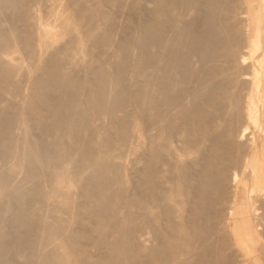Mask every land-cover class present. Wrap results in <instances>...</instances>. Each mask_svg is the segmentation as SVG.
<instances>
[{"label": "rangeland", "instance_id": "rangeland-1", "mask_svg": "<svg viewBox=\"0 0 264 264\" xmlns=\"http://www.w3.org/2000/svg\"><path fill=\"white\" fill-rule=\"evenodd\" d=\"M7 1V2H5ZM11 1V2H10ZM0 0V33H4L6 34V37L9 38L10 40L12 41H15L16 42V46L14 47L16 51H12V48H9L7 49L6 51H2L0 49V57L3 58V59H15L14 62L17 60H19L18 64H19V68L17 69V71L15 73H12L8 79L3 80V82H5L6 86L4 85V83L2 82V80H0L1 82L0 83H3L0 84V101H3V102H0V115H5L6 116H11V117H15L16 118V122L14 124H12L11 126V134L13 136H9L11 141H13L12 143L15 144L17 142V138H18V141L19 140H23V137L27 140H29L31 142V144L33 146H35V149L37 150L38 154H40V158H36L34 159V166H33V170L31 168H29L27 166V161H26V156L24 155L23 157V153H21V159H20V162H13L12 161V158H11V161H10V154L8 156H6L5 158H1L0 157V165L2 166L3 165V168L6 167L5 169L7 168H10V166L12 167L11 170L12 171V177L10 178V186H7L6 189L8 190L6 193V189L4 190L3 193H0V258L1 256L2 259L9 263V264H22V262H24L25 260V257H24V248L21 244V235L25 232L24 230L26 229L24 225H22L21 223L18 222V217L21 216V215H24V216H27V217H31L32 219L35 218V220H37L35 223H34V230H35V234L37 235H41L42 232H43V228L47 225H51V224H61L62 223V227H68V229L66 228V231L67 233H72L71 230H73V232H77V233H84L85 235L82 236L79 240H78V243L80 244L81 246V250H82V256L80 255H68V257L66 258L67 260H70L71 261V264H85L87 261L86 264H105L107 260V258L112 255V253L115 255L116 251L114 250V252H112V247L111 245H113L117 240H118V236L116 235V229L114 228L113 224V221L112 222H109L107 223L108 219L110 218H107L105 221H106V224L103 225V223H100L99 222V219L98 217L96 216L95 214V211L97 210V206H99V199H98V195H99V187H97L99 184L101 185H105V184H108L109 183V193H111V195L113 196L112 198V201L111 203L114 205V207H112L113 210H111V212L113 213H117L115 216L119 219H123L125 217V215H127L128 213L132 212L133 214V218L135 219V223H133L134 225V231L132 233V237L134 238H131L132 242H133V245L135 247V249H141V250H144V251H147V253L144 251H142V255H139L138 257V260L141 262H143L144 264H151V262L149 263V260H150V256H149V251L147 250V248L149 249L150 247H153L154 245L156 246L157 245V239H155V234L154 233H151V232H154V228H158L159 224H161L162 226H159V227H163L164 226V222L166 221V215H164V213H162V210H161V206L165 205L166 203L168 204L169 203V195H170V192L172 191V187L173 185L175 184V180H176V177L178 176L177 174L181 171H182V168L185 169L187 168V170L194 176H191V180L192 182L194 183V185H196L195 183H197V181L195 180L196 178L195 177V173H198L199 170H202L201 168L199 167H202V164L203 162H205V158L208 156L207 153L210 152V147L213 146V143H212V140H210L211 138H214V136L216 134H220L219 132V128L221 127V123L222 122V116L224 114V110L225 108L222 109L219 108V106H208L207 109L208 111L212 110L211 112H209V115L207 118V121L208 122H211V126H214L216 124V131L214 130V128L212 127L211 131L214 133L212 135V132H208L207 133V139H204V141H199L198 144H192L193 143V140L195 137H193L189 132H190V126L189 124L185 121V119L182 116V113L181 111L182 110H178L179 109V105L177 104V106H175V108L173 109L174 111H168L165 112L164 110H162L161 112V116L160 119L158 120L157 122V125L156 123H150L148 122L147 124V130L149 128H151L150 130L146 131V134H147V143L150 142V140L152 139L153 135L157 137L158 139V145H159V149H160V158H159V162L157 163V170H158V180H157V184L155 186L156 190L158 191H155V194H156V198H157V201L158 202H161V204L159 203V207L158 206H152L149 202V199L148 197L150 195L149 192L146 191L145 187H144V184H143V179H142V171L143 170V167L145 165V161H147V158H148V154L146 153V151H142L141 147H140V133H141V127H140V120H139V115H138V112L140 110V105L139 104V101L137 100L136 98V95L139 94V92L141 91L140 88L142 89L146 84V88L150 89V91L148 90V92H152V96L154 98L157 99H160L159 97V93L158 91H156L152 85V81L151 79H157L156 82H159L161 81L160 78H162V71H161V68H153L152 66H150L149 62L143 60L140 54V51H139V47H138V39H139V31L138 30V24L139 22L141 21V19L143 17H145V19H147V21H155V14L153 13V6L160 0H147V4L145 2V0H84L86 2H84L83 0H77L78 4L82 6H85V3L87 6H89L90 8L92 9H97L99 14L97 16H92L91 18L89 17H86L83 19L80 20L79 24H76L74 25L75 26V29L76 31L78 32H81L80 34H85L87 33L88 37H86L87 35L85 34L84 37H86L84 40V37H83V40L82 42L78 39L79 36H77V32L76 34H71L70 32H68L67 30V25L68 24V21L66 22V17H67V14L68 12H70L69 10L71 9H74V6L72 3L69 4V2L67 0H63L65 2H63L61 0V2L67 3V7L64 6V11L62 13H59L58 15V18L56 17L55 14V7L53 5H55L59 0H37V2L35 3V5L33 6V3L36 1H32L33 3H31L30 0H24L25 1V4H24V1L21 0ZM23 1V2H22ZM30 1V3H29ZM46 1V2H45ZM83 1V2H81ZM88 1V2H87ZM105 1V2H104ZM142 1V2H141ZM152 4H151V2ZM155 1V2H153ZM223 1V0H222ZM14 2V3H13ZM22 2V3H21ZM60 2V1H59ZM109 2V3H108ZM130 2V3H129ZM149 2V3H148ZM225 4H224V8L223 10H225V14H223V17L224 15L226 16V18L224 20V22H227L225 23L226 24V27L228 28H225L223 27L222 29L220 28V30H217L218 33H220L221 35H218V38L220 40V37L222 38L223 36V39H227V36L225 34H228V36L230 37L229 35V31L230 34L232 35V37L234 38V41H232L231 43L234 42V44H237L238 46H241L240 47H236L237 49H239L240 51L239 54H241L242 52L243 53H246L245 51V48L243 46V41H244V38H245V26H247L246 24L248 22L251 21L252 23V27H256V30L259 29V26L263 27L264 29V16H262V12H261V3L259 0H224ZM17 3V4H16ZM37 3L39 5V7L37 6ZM88 3V4H87ZM105 5H104V4ZM154 3V4H153ZM22 4H23V7H22ZM30 4V5H29ZM50 4V5H49ZM53 4V5H52ZM84 4V5H83ZM97 4V5H96ZM103 4V5H102ZM115 4V5H114ZM4 5V6H3ZM8 5V6H7ZM43 5H45L43 7ZM73 7L70 9L69 6ZM109 5V6H108ZM145 5V6H144ZM225 5H229L228 7L225 6ZM233 7H232V6ZM7 6V7H6ZM11 6V8H10ZM13 6V7H12ZM20 6V7H19ZM25 6V7H24ZM37 6V7H35ZM42 6V8H41ZM100 6V7H99ZM112 6V8H111ZM134 6V7H133ZM144 6V7H143ZM149 6V7H148ZM152 6V7H151ZM178 7V10L176 8V13H182V15L179 17L178 16V13H177V20H179V24H177L176 26L174 25V27H170L168 28L167 30V35L168 37L171 38H174V35L175 33L177 32L176 30L180 29L181 26H183L184 23H186L191 15H189V11H187V9H184L185 7H181V5H177ZM28 7V8H27ZM29 7L30 8H36L35 10H37V12H34V9L33 10H30V18H32V20H34V17H35V20H36V15L38 14H42V17H43V22H44V19L45 20H48V23L50 24H45L46 28H47V31L48 33L46 34L47 37L45 36L42 37V40L43 38L45 40L44 41V46H43V49H41V53L39 51V47L37 46V43L39 41H37L36 39L38 38V35H36V32L34 29H32V33L31 36L34 40H32L33 42L34 41H37L36 44L33 46V51L31 50H28L27 48V43L24 39V35L23 34L24 32H26L27 30L29 31V29L27 28V20L25 18H27V15H26V10H28L29 12ZM53 7L55 9H53ZM95 7V8H93ZM97 7V8H96ZM104 9H103V8ZM143 7V8H142ZM148 7V8H147ZM181 7V8H180ZM230 7V8H229ZM24 8V9H23ZM26 8V9H25ZM152 8V9H151ZM234 8V9H233ZM19 9V10H18ZM43 9V11H42ZM68 11H67V10ZM128 9V10H127ZM149 9V10H148ZM182 10V12L179 11ZM8 10V11H7ZM119 10V11H118ZM152 10V11H151ZM227 10V11H226ZM230 10V11H229ZM248 10L249 11V15H248ZM24 11V12H23ZM26 11V12H25ZM38 11L40 12H43V13H38ZM54 11V12H53ZM105 11V12H104ZM152 13H151V12ZM186 11V12H185ZM229 11V13H228ZM22 12V14H21ZM114 12V13H113ZM116 12V13H115ZM146 12V13H145ZM185 14H184V13ZM223 12V11H222ZM223 12V13H224ZM234 12V13H233ZM243 12H246L243 14ZM20 13V14H19ZM34 13V14H33ZM102 13V14H101ZM233 13V14H232ZM11 14V15H9ZM64 14V16H63ZM104 14V15H103ZM113 14V15H112ZM144 14V15H143ZM230 14V15H229ZM240 14H243L240 16ZM246 14V15H245ZM18 15V17H17ZM21 15V16H20ZM35 15V16H34ZM53 15V16H52ZM55 15V16H54ZM99 15H101L99 17ZM106 15V16H105ZM108 15V16H107ZM186 15V16H184ZM189 15V16H188ZM234 17H232V16ZM248 15V17H247ZM13 18H11V17ZM41 16V15H40ZM62 18H61V17ZM143 16V17H142ZM243 16V17H242ZM246 19H244L245 17ZM4 17V18H2ZM25 17V18H24ZM60 17V18H59ZM97 19H96V18ZM184 17V19H183ZM187 17V18H186ZM230 17V18H229ZM9 18V19H8ZM21 20H20V19ZM23 18V19H22ZM47 18V19H46ZM93 18V20H92ZM100 18V19H99ZM103 18V20H102ZM135 18V19H134ZM180 18V19H179ZM234 18V19H233ZM55 19L56 22L58 24H56V22L53 20ZM58 19V21H57ZM87 19H90V20H87ZM105 19V20H104ZM182 19V20H181ZM233 19V20H232ZM240 19V20H239ZM11 20V21H10ZM17 20V21H16ZM20 20V22H19ZM51 20H53V25L51 23ZM64 20V21H62ZM98 20V21H97ZM101 20V22H100ZM227 20V21H226ZM15 21V22H14ZM61 21V22H60ZM93 21V22H92ZM104 21V23H103ZM115 21V22H114ZM185 21V22H183ZM254 21V22H253ZM26 22V23H25ZM67 23V25L65 23ZM84 22V23H82ZM96 22L101 23L100 25H96ZM19 23V24H18ZM22 23V24H21ZM70 23V21H69ZM88 23V24H87ZM93 23V24H92ZM95 23V24H94ZM106 23V25H105ZM122 23V24H121ZM10 24V25H9ZM15 24V25H14ZM60 24V25H59ZM61 24H64L63 26ZM82 26H79L81 25ZM224 24V26H225ZM245 24V25H244ZM17 25V26H16ZM51 25V26H50ZM56 25H58L59 27L62 26V27H56ZM84 25V26H83ZM92 25H93V28H92ZM95 25V26H94ZM105 25V26H104ZM108 25V26H107ZM179 25V26H178ZM228 25V26H227ZM9 26V27H8ZM12 26V27H11ZM101 26V28L99 27ZM122 26V27H121ZM15 27V28H14ZM25 27V28H24ZM53 27V28H52ZM83 27V28H82ZM99 27V28H97ZM135 27V28H134ZM176 27L178 29H176ZM22 28V29H21ZM55 28V29H54ZM66 28V29H65ZM86 28V30H85ZM97 28V29H96ZM235 28V29H234ZM2 29V30H1ZM17 29V30H16ZM21 31H20V30ZM27 29V30H26ZM51 29V31H50ZM79 29V30H78ZM81 29V30H80ZM83 29V30H82ZM93 29H96L95 31H93ZM100 29V30H99ZM237 29V30H236ZM244 29V30H243ZM10 30H12V32H9ZM91 30L93 31V33H95V35L91 34ZM99 30V31H98ZM111 30V31H110ZM222 30H224L225 34H223L224 32H222ZM229 30V31H228ZM256 30L254 31V33L251 31V35L253 40L255 39V32ZM56 31V32H55ZM65 31L66 34H69L71 35L72 37L70 38L69 35H65V33L63 32ZM98 31V32H97ZM105 31V32H104ZM115 31V32H114ZM170 31V32H169ZM222 33H221V32ZM227 31V32H226ZM6 32H8L9 34H7ZM30 32V31H29ZM52 34H51V33ZM59 32V33H57ZM79 32H78V35H79ZM90 32V33H89ZM101 32L103 33V35L101 34ZM117 32V33H116ZM35 33V34H33ZM55 33V34H54ZM63 33V34H62ZM98 33V34H97ZM105 33V35H104ZM240 33V34H239ZM23 34V35H22ZM33 34V35H32ZM57 34V35H56ZM111 34V35H110ZM235 34V35H234ZM237 34V35H236ZM19 35V36H18ZM51 35V36H49ZM55 35V36H54ZM90 35H93V38L92 36L90 37ZM99 35V36H98ZM37 36V37H36ZM44 36V35H43ZM74 36V37H73ZM78 38H76V37ZM110 36V37H109ZM173 36V37H172ZM220 36V37H219ZM238 36V38L236 37ZM12 37V38H11ZM19 37V38H18ZM23 37V38H22ZM57 39H56V38ZM65 37V39L63 38ZM96 37V38H94ZM176 37V35H175ZM22 38V39H21ZM51 38H52V41H51ZM55 38V40H53ZM68 38V40H67ZM74 38V39H73ZM105 38V39H104ZM112 38V39H111ZM19 39V41H18ZM62 39V40H61ZM91 39V40H90ZM100 39V41H99ZM131 39L133 42H131ZM229 39V38H228ZM237 39V40H236ZM239 39V40H238ZM59 40L60 43H57V41ZM74 40V41H73ZM77 43H76V41ZM88 40V41H87ZM98 40V41H97ZM102 40V41H101ZM105 40V44L102 43L104 42ZM112 40V41H111ZM222 40V39H221ZM18 41V42H17ZM47 41V42H45ZM58 41V42H59ZM62 41V42H61ZM72 41V42H71ZM83 41L86 42V45H85V42L83 43ZM223 41V40H222ZM229 42H226V43H230V40H228ZM242 41V42H241ZM25 43V44H21L20 43ZM32 42V43H33ZM49 42V47L47 48L46 46L48 45L47 43ZM50 42H52L53 44H51ZM75 42V43H74ZM89 42V43H87ZM98 42V43H97ZM109 42V43H108ZM241 43L239 45V43ZM81 43V44H80ZM93 43V44H92ZM102 43V44H101ZM124 43H129L130 45L128 46V50H127V53H126V62L123 63L122 60V56L120 55V53H118L119 51H121L120 49V46L122 47V44L124 45ZM245 43V42H244ZM46 44V45H45ZM59 46V48H56ZM223 44V43H222ZM222 44H218V45H222ZM53 45V47L51 46ZM65 45V46H64ZM67 45V46H66ZM100 45V46H99ZM109 45V46H108ZM116 45V46H115ZM218 45H216L218 47ZM245 45V44H244ZM20 46V47H19ZM26 50H25V48ZM37 46V48H36ZM84 48H83V47ZM97 46V47H96ZM107 46V47H106ZM236 46V45H235ZM17 47V49H16ZM22 47V48H21ZM52 47V48H51ZM60 47L61 50H60ZM76 47V48H75ZM79 47H80V50H79ZM220 47V48H219ZM219 51L217 50L218 48H216L215 50V53H214V56L216 57H219V58H215V59H209L205 62H202V61H199L201 60L198 56H194V55H191L190 56V61L192 63V65L194 66V68L192 67L193 71L196 69V71L198 72V74H196L197 72H192L191 74L189 72L186 73L187 77L189 78L190 76L193 78H189L191 79L190 82L187 81V84L186 83V87L189 86V88H187L188 91L190 90H194L195 88H198L203 85L204 87H207L208 88V85H212L211 83L213 82V79L215 78V75L212 73H206V74H203L202 75L204 76V80L203 82L205 81V84H203V82L201 83H197V81H194V79L198 78L200 76V72H207L210 67L214 66L217 64L218 67L221 66V64H223L221 67L223 69L226 70V68L229 66V64H226L227 63V60H229L228 58L230 57H225V55H222L224 53V50L221 46H219ZM13 48V49H14ZM46 50H45V49ZM50 49V51L52 50L53 51V54H52V51L51 53H49L50 51L47 52V50ZM87 48V49H85ZM108 50H107V49ZM222 48V49H221ZM55 49V50H54ZM89 49V50H88ZM157 49V52L159 50V54L161 56H164V58H168L171 56L174 55V53H169V51H167L168 49L166 48H156ZM165 49V50H164ZM38 50V51H37ZM60 50V51H59ZM66 50V51H64ZM79 50V51H78ZM86 50V51H85ZM92 50V52H91ZM154 50V49H153ZM222 50V51H220ZM243 50V51H242ZM9 51V52H7ZM18 51V52H17ZM64 51V52H63ZM85 53H83V52ZM167 51V52H166ZM218 53H217V52ZM245 51V52H244ZM14 52V53H13ZM20 52V53H19ZM24 52V53H23ZM30 52V54H29ZM32 52V53H31ZM36 52V53H35ZM38 52V53H37ZM39 52L42 54H39ZM57 52V53H56ZM63 52V53H62ZM72 52V53H71ZM135 52V53H134ZM241 52V53H240ZM12 53V54H11ZM56 53V54H55ZM58 53L61 55H58ZM91 53V54H89ZM2 54V55H1ZM8 54V55H7ZM11 54V55H10ZM19 54V56H17ZM26 54H29L31 56L28 57V59L26 58L28 55ZM35 54V55H34ZM39 54V56H38ZM46 56V59L44 58L45 55ZM63 54V55H62ZM105 54V56H104ZM134 54V55H133ZM163 54V55H162ZM218 54V55H217ZM225 54V53H224ZM238 54V53H237ZM13 55V56H12ZM16 55V56H15ZM68 55H72V56H68ZM87 55V56H86ZM221 55V56H219ZM12 56V57H11ZM35 58H32L34 57ZM57 59L61 58V63L59 62V69H60V72L61 73H64L66 74L67 76L70 75L71 73V78L75 79V82L74 84H72V88L73 90L71 92H68V87H65V86H62V85H59L60 83L56 81H54L51 85L50 88H45L46 90H43V94L41 93H37V91L35 90V87H34V82L36 80H40L42 79L41 77H46L47 75V70L50 68V64L51 62L55 59L54 57ZM58 56V57H57ZM65 56V57H64ZM80 56V57H79ZM72 57V59H71ZM101 57V58H100ZM117 57V58H116ZM21 58H23V60H21ZM32 58V59H31ZM37 58V59H36ZM50 58V59H49ZM52 58H54L52 60ZM68 60H66V59ZM99 58V59H98ZM139 60H138V59ZM62 59L64 63H62ZM227 59V60H226ZM35 60V61H34ZM38 60V61H36ZM44 60L47 63H43ZM66 60V61H65ZM79 62H78V61ZM94 60V61H93ZM118 60V61H117ZM17 61L15 63H17ZM32 61V62H31ZM73 61V62H72ZM78 63H77V62ZM199 61V62H198ZM215 61V63H214ZM223 61V62H222ZM50 62V63H49ZM67 62V65L66 63ZM68 62H70L71 64H69ZM216 62H219V63H216ZM23 63V64H22ZM36 63V64H35ZM74 63V64H73ZM100 63V64H99ZM141 63V64H140ZM211 63H213L211 65ZM40 66H39V65ZM44 64V66H43ZM63 64V65H62ZM69 64V66H68ZM79 64V65H78ZM119 64V65H118ZM122 64V65H121ZM127 64V65H125ZM204 65V68H202ZM225 64L227 66H225ZM23 65H25L23 67ZM30 65V66H29ZM33 65V66H32ZM38 65V66H37ZM66 65V66H65ZM86 65V66H85ZM93 65V66H92ZM43 66V68H41ZM62 66H64L62 68ZM91 66V67H90ZM118 68H117V67ZM125 66V67H124ZM140 66V67H139ZM199 66V67H198ZM201 66V67H200ZM213 66V67H214ZM34 67V70L32 68V71L31 69H29ZM61 67V68H60ZM69 67V68H68ZM87 67V69H86ZM90 67V68H89ZM100 67V68H98ZM120 67V68H119ZM123 67V69L121 68ZM217 67V66H215ZM250 66L248 65V71L250 70L249 68ZM27 68V69H26ZM40 68V70H39ZM65 68H67L68 70H66ZM202 68V69H200ZM208 68V69H207ZM31 71L33 73H29V71ZM62 69V70H61ZM90 69V70H89ZM102 69V70H101ZM108 69V70H107ZM118 69V70H116ZM206 71H205V70ZM236 69V68H235ZM23 70L25 72H23ZM114 70V71H113ZM138 70V71H137ZM156 70V71H155ZM159 70V71H158ZM201 70V71H200ZM44 71V74H46L44 76V74H42ZM64 71H68L67 73H65ZM104 72L106 74V77H104V82H103V91L106 92L104 94H102V96L100 97L101 99L97 98V99H93L92 97V92H93V89L94 87H97L99 85L98 83V78L100 77V74L101 72ZM116 71V73H115ZM120 71L122 73H120ZM125 71V72H124ZM158 71V72H157ZM161 71V72H160ZM200 71V72H199ZM244 71H246V69H244ZM247 71V72H248ZM20 72H23V73H26V76L22 73V74H19ZM29 74H28V73ZM42 72V73H41ZM100 72V73H99ZM139 72V73H138ZM39 73V74H38ZM110 73L112 74V76L110 75ZM144 73V74H143ZM188 73L190 74V76L188 75ZM194 73V74H193ZM28 74V75H27ZM42 76H41V75ZM75 74V76H74ZM77 74V75H76ZM121 75V78L119 79V75ZM123 74V76H122ZM125 74V75H124ZM23 75V76H22ZM35 75V76H34ZM89 75V76H88ZM92 75V76H91ZM96 75V76H95ZM118 75V76H117ZM129 75V76H128ZM142 75V76H141ZM148 75V76H147ZM153 75V77H151ZM197 75V76H196ZM25 76V78H24ZM33 76V77H32ZM69 76V77H70ZM117 76V77H116ZM214 76V77H213ZM221 77V75H219ZM241 76V75H240ZM243 76V75H242ZM26 77H28L27 79L30 80H26ZM31 77V78H30ZM37 77V78H36ZM40 77V78H38ZM113 77V78H111ZM140 77V78H139ZM158 77V78H157ZM13 78V79H11ZM36 78V79H35ZM110 78V79H108ZM210 78V79H208ZM10 79V80H9ZM107 79V80H106ZM119 79V80H118ZM10 81L8 83V81ZM16 80V81H15ZM28 81V83L26 81ZM198 80V79H197ZM209 80V81H208ZM14 83H13V82ZM79 81V82H78ZM94 81L96 83H94ZM123 81V82H122ZM149 81V82H148ZM146 82V83H145ZM149 84H148V83ZM151 82V83H150ZM11 83V84H10ZM55 83V84H54ZM80 83V84H78ZM98 83V85H97ZM130 85H128V84ZM141 83V84H140ZM209 83V84H208ZM15 84V85H14ZM86 84V85H85ZM92 84V85H91ZM114 84V85H113ZM117 84V85H116ZM119 84V85H118ZM139 86H138V85ZM246 84V83H245ZM245 84H239L241 85L242 88L238 89V90H241L240 92L242 93L241 96H244V93L246 94V92L248 91V83L245 85ZM9 85V86H8ZM14 87H13V86ZM17 85V86H16ZM29 85V87H28ZM77 87H76V86ZM88 85V86H87ZM96 85V86H95ZM123 87H126V90L128 93L127 96H124L123 97V100H122V104L121 106H117L118 108L115 107V109L111 112L108 110V108L110 107V105L112 104V102L114 103V99L116 97L115 94H117V91L119 90L118 88H120L121 86ZM125 85V86H124ZM181 85V84H180ZM193 85V86H192ZM207 85V86H206ZM243 85V86H242ZM26 86V87H25ZM60 86V88H58ZM92 88H91V87ZM133 86V87H132ZM135 86V87H134ZM137 86V87H136ZM148 86V87H147ZM179 86V85H178ZM185 86V84H184ZM200 89H202V87ZM2 87V88H1ZM10 87V88H9ZM21 89H20V88ZM34 89V90H32ZM88 87V88H87ZM106 87V88H105ZM113 87V88H112ZM129 87V88H128ZM131 87V88H130ZM151 87V88H150ZM153 87V88H152ZM203 87V89H204ZM18 88V89H17ZM28 88V89H27ZM63 88H65L64 90H62ZM92 90H91V89ZM117 88V89H116ZM134 88V89H133ZM139 88V89H137ZM3 89V90H2ZM17 89V90H16ZM26 89V91H25ZM50 91H49V90ZM89 89V91H88ZM105 89V90H104ZM130 89V90H129ZM153 89V90H151ZM190 89V90H189ZM6 90V91H5ZM52 90V91H51ZM10 91V92H9ZM23 91V92H22ZM33 91L35 93H33ZM49 91V92H48ZM61 91L63 93H61ZM74 91V92H73ZM84 91V92H83ZM155 91V92H154ZM4 94H3V93ZM28 92V93H27ZM55 92V93H54ZM73 92V93H72ZM116 92V93H115ZM192 91L188 92L187 93H184L181 97L182 100H180V105L182 106L183 110H187L190 105H191V102H192V98H193V95L194 94L193 92L191 93ZM6 93V94H5ZM24 95H23V94ZM33 93V94H32ZM137 93V94H135ZM153 93H156L153 94ZM158 93V94H157ZM10 94V95H8ZM22 94V95H20ZM31 96H30V95ZM59 94V95H58ZM78 94V95H77ZM91 94V95H90ZM112 94V95H111ZM2 95H3V98L6 99V96H7V99L6 100H9L6 101L5 99L2 98ZM26 95V96H25ZM33 95V96H32ZM62 95V96H61ZM63 95H66L65 98ZM73 97V100L71 99V96ZM74 95V96H73ZM91 97H90V96ZM118 95V94H117ZM116 95V96H117ZM131 95V96H130ZM25 98H24V97ZM38 97V100H37V97ZM42 96V102H40L41 100V97ZM46 98H45V97ZM53 96V97H52ZM59 96V97H58ZM68 96V97H67ZM88 96V97H87ZM186 96V97H184ZM27 97V98H26ZM33 97V99H32ZM46 99L44 100L43 99ZM56 97V99H55ZM82 97V98H81ZM48 98V99H47ZM68 98V99H67ZM91 98V99H90ZM111 98V99H110ZM23 99L25 100V102L23 101ZM29 99L34 100V104H37L36 106H38L39 108H41V111H43V115L45 113H51L50 114H47V121L48 123L50 124V128H48L49 131H47V128L45 130V128L41 130L40 126H38V120H37V112L33 109V106L30 105V103L27 101ZM53 99V100H52ZM62 99V100H61ZM64 99V100H63ZM88 99V101H87ZM133 99V101H132ZM242 100H240L242 102V104L240 105V108H241V111L243 114H245V111L242 110L245 109V104H243L244 102V98L241 97ZM35 100H37L35 102ZM44 100V101H43ZM89 100H93V101H90ZM103 100V102H102ZM110 100V101H109ZM22 101V102H21ZM27 101V102H26ZM47 101V103L45 102ZM54 102V104L56 103H60L61 104H65V108H68L69 106V110H71V112L69 111V117L67 118V120H63L61 115L56 111L54 110L50 105L48 104H53L52 102ZM59 101V102H58ZM64 101V102H63ZM67 101V102H66ZM101 101V102H100ZM126 101V102H125ZM182 101V102H181ZM184 101V102H183ZM8 102V104L6 103ZM12 102V104H11ZM24 102V103H23ZM70 102V103H69ZM95 102V105L96 103L99 104L98 107L100 106V110L98 107H96L95 105H93ZM109 102V103H108ZM159 102V101H158ZM6 103V105H5ZM23 103V104H22ZM43 103V104H41ZM46 103V104H45ZM67 103V104H66ZM76 103V105H75ZM245 103V102H244ZM26 104V105H25ZM29 104V106H28ZM263 107H262V110H260L261 112V118L260 120L262 121V123H264V102L262 103ZM13 105V107H12ZM90 105V106H89ZM127 105V106H126ZM189 105V106H188ZM3 106V107H2ZM21 106V107H20ZM23 106V107H22ZM26 106V107H25ZM48 106V108H47ZM74 106V107H73ZM125 106V107H123ZM206 106V105H205ZM242 106V107H241ZM5 107V108H4ZM20 107V108H19ZM28 107V108H27ZM32 107V108H30ZM76 107V108H75ZM94 107V108H93ZM218 107V108H216ZM2 108V110H1ZM7 108V110H6ZM9 108V109H8ZM11 108V109H10ZM23 108V109H21ZM27 108V109H26ZM53 110H52V109ZM84 108V109H83ZM90 108V109H88ZM96 108V109H95ZM122 108V109H121ZM178 108V109H176ZM5 109V110H4ZM25 109V110H24ZM33 109V110H31ZM76 111H75V110ZM98 109V110H97ZM104 109V110H103ZM118 109V110H117ZM121 109V110H120ZM125 111H124V110ZM129 109V110H127ZM181 109V108H180ZM48 110V111H47ZM67 110V109H66ZM81 112L83 111V113H78V112ZM106 110V111H105ZM138 110V111H137ZM184 110V111H185ZM221 110V111H220ZM46 111V112H45ZM116 113H115V112ZM117 111H118V114H117ZM132 113H131V112ZM164 111V112H163ZM26 112V113H25ZM77 112V113H76ZM102 112H104L102 114ZM111 112V113H109ZM134 112V113H133ZM171 112V114H170ZM183 112V111H182ZM220 112H223V114L221 115ZM33 113V115H32ZM56 113V114H55ZM71 113V114H70ZM100 113V114H99ZM108 115L106 116L105 115ZM121 113H124V114H121ZM126 113H127V116H126ZM214 113V114H213ZM216 113V114H215ZM219 113V114H218ZM15 116H14V115ZM78 114V115H77ZM85 115V117H83L82 115ZM90 118H88L87 116ZM95 114V115H94ZM112 114V115H111ZM163 114L165 115L164 116V119H163ZM177 114V115H176ZM30 115V116H29ZM117 117H116V116ZM176 115V116H175ZM220 115V116H219ZM36 116V117H35ZM50 116V117H49ZM57 116V117H56ZM71 116V117H70ZM115 116V117H114ZM123 116V117H122ZM126 116V117H125ZM136 116V117H135ZM168 118L171 117V118ZM49 117V118H48ZM102 117V118H101ZM114 117V118H113ZM122 117V119H124L125 123H127V126L130 127V130L128 132V134L126 136H124L123 138L120 136V132H119V127L117 126L118 125V121L116 120V118L120 119ZM125 117V118H124ZM133 117V118H132ZM135 117V118H134ZM178 117V118H177ZM214 117V118H213ZM221 119H220V118ZM51 118V119H50ZM70 118V119H69ZM73 118V119H72ZM77 118V119H76ZM79 118V119H78ZM84 118V119H83ZM162 118V119H161ZM166 118V119H165ZM25 119V120H23ZM35 122H33L34 120ZM77 122V123H80L78 125H76L77 123L74 121ZM83 119V120H82ZM126 119V120H125ZM133 119V121H132ZM180 121H179V120ZM220 119V120H219ZM28 120V121H27ZM33 120V121H32ZM60 120H62L60 122ZM72 122H71V121ZM81 120V121H79ZM89 120V121H88ZM135 120V121H134ZM164 120H167L165 121V124H164ZM170 122H169V121ZM211 120V121H210ZM214 120V121H213ZM50 121V122H49ZM53 123H52V122ZM59 121V122H58ZM85 123H83V122ZM131 121V122H130ZM172 121V122H171ZM218 123H217V122ZM21 122V123H20ZM75 122V123H73ZM130 122V124H129ZM161 122V123H160ZM163 122V123H162ZM169 122V123H168ZM180 122V123H179ZM204 122V120H203ZM216 122V123H215ZM27 123V124H26ZM58 123V124H57ZM88 123V124H87ZM172 123V124H170ZM176 123V124H175ZM20 124V128L16 127ZM24 124V125H23ZM54 126H53V125ZM69 124V125H68ZM71 124V125H70ZM83 124V125H82ZM104 124V125H103ZM131 124L133 127H131ZM153 124V125H152ZM160 127H159V125ZM161 124H164V125H161ZM214 124V125H212ZM219 128H218V126ZM241 124H242V121H241ZM22 125V126H21ZM28 125V126H26ZM52 125V126H51ZM60 125V126H59ZM85 125V126H84ZM92 125V126H91ZM94 125V126H93ZM98 125V126H97ZM167 125L171 126V127H168ZM25 126V127H24ZM70 126V127H69ZM77 126H80L78 127L77 129ZM84 126V127H83ZM90 126V127H89ZM136 126V127H135ZM210 126V127H211ZM13 127V128H12ZM16 127V128H15ZM21 127H22V130H21ZM24 127V128H23ZM28 127V128H27ZM51 127H53L51 129ZM64 127V128H63ZM156 127V128H155ZM159 127V128H158ZM209 127V129H210ZM215 127V126H214ZM28 130H27V129ZM57 129V131H55V129ZM62 128V129H60ZM68 128V129H67ZM70 128V129H69ZM85 128V129H84ZM101 128V129H100ZM103 128V129H102ZM134 130V132L132 131V129ZM152 128H154L153 132L151 131ZM250 130L252 133H250V135L253 136V139H256L257 140V145H256V148L254 149V152L252 151L250 153V155L248 156V160L247 161L248 163L245 164V159H240V161L242 162V167L241 165H238L237 167V170H240L241 168V171H239L241 174V178L240 180L238 181L237 183V188L235 189L236 193H237V196H236V200H235V203H234V208H235V213H234V216L235 218H233L232 220L234 221H231V229H232V232H231V235H229L230 237L227 238V240L229 241H226V238L225 237H228V234L225 233V231L223 232V230L221 229H224V226H223V223L222 222V219L224 217L221 216V214H224L223 216L226 215V207L228 208V205H229V202H224L225 204H219L218 206V209H219V213H220V216L221 217L218 219H220L219 221H217L216 219V232L213 233L212 237L216 240H214L212 238V242H217L220 243L221 245L224 244V245H220V248L219 245L217 246V248L219 249V252H216L218 251V249L215 251V254L217 253V259L218 261L214 262L213 264H264V191L263 190H260L264 187V130H260L261 127L258 126L257 123L255 122H252L250 121ZM264 128V124H263V127ZM13 129H17L18 132H16L15 134H13L15 132V130ZM67 129V131H66ZM159 129V130H158ZM162 129V130H161ZM173 129V130H172ZM13 130V131H12ZM16 130V131H17ZM21 130V131H20ZM73 130V131H72ZM75 130V131H74ZM109 130V131H108ZM157 132H156V131ZM161 130V131H160ZM167 130V131H166ZM172 130V131H171ZM189 130V131H188ZM25 136L24 135V133ZM43 131V132H41ZM45 131V132H44ZM55 133H54V132ZM159 131V132H158ZM70 132V133H69ZM72 132V133H71ZM82 132V133H81ZM84 132V133H83ZM133 132V133H132ZM137 132L139 135H137ZM156 132V133H155ZM182 132V133H181ZM20 133H23V136H21L22 134ZM46 133V134H45ZM60 133V134H59ZM80 133V134H79ZM119 133V134H118ZM158 133V135H157ZM160 133V134H159ZM166 133V135H165ZM20 134V135H19ZM44 134V135H43ZM48 134V135H47ZM86 134V135H85ZM105 134V136L103 135ZM152 134V135H150ZM211 134V136L209 135ZM18 135V136H17ZM84 135V136H83ZM94 135V136H93ZM216 135V136H218ZM22 138H21V137ZM89 136V137H88ZM129 136V137H128ZM167 136V137H166ZM169 136V137H168ZM209 136V137H208ZM215 136V137H216ZM53 137V138H52ZM75 137V138H74ZM84 140H83V138ZM86 137V138H85ZM100 137V138H99ZM150 137V138H148ZM211 137V138H210ZM15 138V139H14ZM21 138V139H19ZM88 138V139H87ZM106 138V139H105ZM126 138H128L126 140ZM137 138V139H136ZM165 138V140H164ZM168 142H167V140ZM210 138V139H208ZM89 139L91 140H95V141H91L89 142ZM105 139V140H104ZM162 139V140H161ZM196 139V138H195ZM54 140V141H53ZM83 140V141H82ZM109 140V141H108ZM130 140V141H129ZM137 140V141H136ZM183 140V141H182ZM88 141V142H87ZM105 141H108V142H105ZM136 141V143L138 142V145L136 143H134ZM165 143H163V142ZM180 141V142H179ZM192 141V142H190ZM45 142V143H44ZM54 142V143H53ZM85 142V143H83ZM118 142V143H117ZM183 142V143H182ZM188 144H187V143ZM52 143H53V146H52ZM94 143V144H93ZM160 143V144H159ZM168 143V144H167ZM212 143V145H211ZM72 144V145H71ZM134 144V145H133ZM176 144V145H175ZM181 144V145H180ZM183 144V145H182ZM59 145V147H58ZM65 145V146H64ZM85 145L84 149H83V146ZM91 145V146H90ZM93 145V146H92ZM113 145V146H112ZM194 147H193V146ZM41 146V147H40ZM52 146V148H51ZM82 146V147H81ZM87 146V147H86ZM179 146V147H178ZM263 146V147H262ZM58 147V148H57ZM91 147V148H89ZM94 149H93V148ZM115 147V148H114ZM86 148H89L88 151L85 149ZM108 148V149H107ZM133 148V149H132ZM182 148V149H181ZM39 149V150H38ZM55 149V150H54ZM83 149V150H82ZM110 149V150H109ZM113 149V150H112ZM139 149V150H137ZM141 149V150H140ZM50 150V151H49ZM94 150V151H93ZM109 150V151H108ZM22 151V150H21ZM55 151V152H54ZM93 151V152H92ZM139 151H142V152H139ZM163 151V152H162ZM173 153V151H175L173 153V155L171 156L170 153ZM86 155H85V153ZM95 152V153H94ZM110 154H109V153ZM114 152V153H113ZM119 152V153H118ZM42 153V155H41ZM66 153V155H65ZM93 153V154H92ZM108 153V154H107ZM51 154V155H50ZM53 154V155H52ZM57 154L59 156H57ZM64 154V156H63ZM92 154V155H91ZM97 156H96V155ZM107 154V155H106ZM142 154V155H141ZM253 154V155H252ZM63 157H62V156ZM81 155V156H80ZM99 155V156H98ZM106 155V157H105ZM120 155V156H119ZM43 156V157H42ZM53 158H52V157ZM78 156V157H77ZM94 160H93V158ZM112 156V157H111ZM165 156V157H163ZM244 156V155H242ZM7 157H9V160L7 159ZM65 157V158H64ZM109 157V158H108ZM140 157V159H139ZM142 157V158H141ZM24 158V160H23ZM42 158V160H41ZM48 158V159H47ZM60 158V159H58ZM97 158V160H96ZM144 158V159H143ZM164 158V159H163ZM243 158V157H242ZM245 158V157H244ZM50 159V160H49ZM62 159V160H61ZM99 159V160H98ZM136 159V160H135ZM161 159V161H160ZM163 159V160H162ZM194 159V160H193ZM2 160V161H1ZM23 160V161H22ZM39 160V161H37ZM76 160V162H75ZM89 160V161H88ZM106 160V161H105ZM127 160V161H126ZM141 160L143 163H141ZM168 160V161H167ZM191 160V161H190ZM201 160V161H200ZM256 160L257 162V169L258 167L260 166V169L262 167V176H261V183L258 184V187L259 189H255L253 192H249L248 193V186H250V173L251 170L249 169L253 163V161ZM24 165L22 166V162ZM41 161V162H40ZM49 161V162H48ZM55 161V162H54ZM57 161V163H56ZM65 161V162H64ZM74 161V162H73ZM93 161V162H92ZM99 161V162H97ZM105 161V162H104ZM111 161V162H110ZM117 163H116V162ZM140 161V162H139ZM172 161V162H171ZM1 162H3L1 164ZM39 162V163H38ZM168 162V163H167ZM184 162V163H183ZM196 162V163H195ZM244 162V163H243ZM11 163V164H10ZM15 163V164H13ZM18 163V164H17ZM64 163V164H63ZM86 163V164H85ZM99 163V164H97ZM111 163V164H110ZM139 163V164H138ZM181 166H179V164ZM195 163V164H194ZM61 164V165H60ZM88 164V165H87ZM102 164V166H100ZM108 166H107V165ZM123 164V165H122ZM159 164V165H158ZM249 164V165H248ZM8 165V167H7ZM14 165V166H12ZM15 165L17 166V168H19V170L15 167ZM19 165V167H18ZM50 165V166H49ZM52 165H55L52 166ZM141 165V166H140ZM163 165V167L161 166ZM249 168H248V166ZM0 166V170H3V168ZM48 166V167H47ZM114 168H113V167ZM126 166V167H125ZM159 166V167H158ZM195 166V167H194ZM199 166V167H197ZM247 166V167H246ZM16 169H15V168ZM22 167V168H20ZM64 167H65V170H64ZM103 167V168H102ZM105 167V168H104ZM108 167V168H107ZM124 167V168H123ZM162 167V169L160 168ZM179 167V168H178ZM181 167V168H180ZM192 167V168H190ZM240 167V168H239ZM35 168V169H34ZM54 168V169H53ZM60 168V170H59ZM107 168V169H106ZM111 168V169H110ZM117 169L115 172L113 171V169ZM168 168V171L166 169ZM179 170H178V169ZM21 169V170H20ZM27 169V170H26ZM29 169V170H28ZM37 169V170H36ZM56 169V171H55ZM105 169V170H104ZM170 169V170H169ZM181 169V170H180ZM190 169V170H189ZM194 169V170H193ZM229 168H226V172L227 174H223L225 171L221 172L219 174V177H220V180L222 181H226L225 184L226 186L229 187V183L230 182V179H231V173H230V169L227 170ZM16 170V171H15ZM23 170V172H22ZM43 170V172H42ZM59 170V171H58ZM99 170V171H98ZM104 170V171H102ZM111 170V172H109ZM166 170V171H164ZM20 171V172H19ZM53 172V173H49V172ZM66 171H69V172H66ZM173 171V172H171ZM177 171V173H175ZM232 171V170H231ZM15 174H14V173ZM32 172V173H31ZM37 174H36V173ZM58 172V173H57ZM64 172V173H63ZM85 174H84V173ZM103 172V173H102ZM109 172V173H107ZM114 172V173H113ZM133 172V173H132ZM18 173V174H16ZM29 173V174H28ZM43 173V175H42ZM56 173V174H55ZM106 173V175H105ZM35 174V175H34ZM87 174V175H86ZM101 174H104L105 176L101 175ZM113 174H118L117 177H118V181L117 184L116 182L113 183L111 181V175L113 176ZM256 175H258V172L255 173ZM18 175V176H17ZM26 175V176H25ZM31 175V176H30ZM42 175V176H41ZM63 175V176H62ZM79 175V176H78ZM101 175V176H100ZM110 175V176H109ZM123 175V176H122ZM131 175V176H130ZM162 175V176H161ZM164 175V176H163ZM226 175V176H225ZM61 176V178H60ZM130 176V177H129ZM160 176V177H159ZM229 176V177H227ZM246 176V177H244ZM15 177V178H14ZM19 177V178H18ZM24 177L26 179H24ZM52 178V181L51 179L49 178ZM89 177V178H88ZM128 177V178H127ZM140 177V178H139ZM165 177V178H164ZM175 180H173V178ZM227 177V178H226ZM22 178V179H21ZM35 180H34V179ZM56 178V179H55ZM61 180H60V179ZM80 178V179H78ZM107 178V179H106ZM122 178V179H121ZM160 178V179H159ZM171 178V179H170ZM247 178V179H245ZM37 179V180H36ZM55 179V180H54ZM90 179V180H89ZM140 179H142L140 181ZM164 179V180H163ZM166 179V180H165ZM169 179L172 180L169 182ZM257 178H255L256 180ZM18 180V181H17ZM62 182H60V181ZM74 183H72V181ZM109 180V181H108ZM123 180V181H122ZM160 180V181H159ZM194 180V181H193ZM252 180H254L252 178ZM254 180V181H255ZM16 181V182H14ZM36 181V183H35ZM54 181V182H53ZM70 181V183H69ZM102 181V182H100ZM128 181V182H127ZM164 181V182H163ZM166 181V182H165ZM168 181V182H167ZM257 181V180H256ZM100 182V183H99ZM14 183V184H12ZM34 183V185H33ZM51 183V184H50ZM71 183L73 184L72 187L71 186ZM105 183V184H104ZM162 183V184H161ZM164 183V184H163ZM167 183V184H166ZM192 183V184H193ZM36 184V185H35ZM57 184H62L63 187L61 188V190H59V192L63 191L62 189L64 188V191L67 193V194H63V195H60L59 197V194L58 193V190H57ZM70 184V185H69ZM112 184V186H110ZM116 184V185H115ZM142 184V186L140 185ZM171 184V185H169ZM173 184V185H172ZM14 185V186H13ZM160 185V187L162 188H158V186ZM165 185H168L165 186ZM224 185V183H223ZM12 186V187H11ZM141 186V187H140ZM172 186V187H171ZM224 186V190H227L228 187ZM36 187V188H35ZM38 187V188H37ZM97 187V188H96ZM101 188H103L102 186H100ZM127 187V188H126ZM165 187V188H164ZM231 187V186H230ZM229 187V188H230ZM11 188V189H10ZM14 188V189H13ZM68 188V189H67ZM227 188V189H226ZM233 188H235L233 186ZM233 188L231 187L229 190V196L231 197V194L233 193H230V191H234ZM13 189V190H12ZM41 189V190H40ZM163 189V190H162ZM165 189V190H164ZM232 189V190H231ZM11 190V191H10ZM16 190V191H14ZM57 190V191H56ZM83 190V191H82ZM167 190V192H166ZM10 191V192H9ZM13 191V192H12ZM51 191V192H50ZM68 191V192H67ZM82 191V192H81ZM133 191V192H132ZM146 191V192H145ZM36 192V193H35ZM121 192V193H120ZM129 192V193H128ZM169 192V193H168ZM6 193V194H4ZM19 194L17 196V194ZM40 193V194H39ZM62 193V192H61ZM123 193V194H122ZM141 193V194H140ZM145 195H144V194ZM147 193V194H146ZM164 193V194H163ZM167 193V194H166ZM225 193V192H224ZM4 194V195H3ZM9 194V197H6L8 196ZM55 194V196H54ZM79 194V195H78ZM127 194V195H126ZM163 194V195H162ZM12 195V196H11ZM24 195V196H22ZM33 195V196H31ZM76 195V196H75ZM132 195V196H131ZM137 195V196H136ZM139 195V196H138ZM167 195V196H166ZM14 196V198H13ZM6 197V198H5ZM20 197V198H19ZM36 197V198H35ZM47 197V198H46ZM95 197V198H94ZM132 197V198H131ZM41 198V199H40ZM56 198V199H55ZM66 198V199H65ZM140 198V200H139ZM10 201H9V200ZM53 199V200H52ZM130 199V200H129ZM133 199V200H132ZM138 199V201H137ZM144 199V200H143ZM148 201H147V200ZM229 199V198H227ZM36 200V201H35ZM56 200V201H54ZM126 200V201H125ZM129 200V201H128ZM14 201V202H13ZM92 201V202H91ZM129 204H127L128 202ZM227 201V200H226ZM54 202V203H52ZM115 202V204H114ZM119 202V203H117ZM124 202V203H123ZM132 202V204H131ZM135 202V203H134ZM148 202V203H147ZM16 203V204H15ZM145 205H143V204ZM11 204V205H10ZM54 204V206L52 205ZM125 204V205H124ZM139 204V205H137ZM148 204V206H147ZM8 205V207H7ZM60 205V206H59ZM117 205V206H116ZM123 205V206H122ZM129 205V207H128ZM132 205V206H131ZM135 205V206H134ZM227 205V206H226ZM6 206V207H5ZM50 206V207H49ZM56 206V207H55ZM63 206V207H61ZM88 206V207H87ZM119 206H120V209H119ZM142 206V207H141ZM150 206L152 208H150ZM259 206V208H258ZM10 207V209H8ZM12 207V209H11ZM91 207V208H90ZM121 207H124L121 209ZM126 207H128L126 209ZM33 208V209H32ZM114 208L116 211H114ZM146 208V209H145ZM222 208V209H221ZM61 209V210H60ZM95 209V211H93ZM126 209V210H125ZM225 209V211H223ZM124 210V211H123ZM128 210H130V212H127ZM160 210V211H158ZM225 212V213H222L221 212ZM238 210V212L236 211ZM2 211V212H1ZM261 211V213H260ZM120 212V214L118 213ZM24 213V214H23ZM70 213V214H68ZM155 213V214H154ZM158 215H157V214ZM13 214V215H12ZM28 214V215H27ZM138 214V215H137ZM154 214V215H153ZM18 215V216H17ZM109 215V214H107ZM121 215V216H120ZM142 215V216H141ZM156 215V216H155ZM161 215V216H160ZM163 215V216H162ZM16 216V217H15ZM238 216V217H237ZM46 217V218H44ZM59 217V218H58ZM64 217V219H63ZM154 217V218H153ZM156 217V218H155ZM158 217V218H157ZM160 217V220H158ZM237 217V218H236ZM11 218V219H10ZM17 218V220H16ZM43 218V220H42ZM58 221H57V219ZM63 219V221L61 222V220ZM140 218V219H139ZM162 218V219H161ZM179 220L180 218L177 217ZM40 219V220H39ZM60 219V220H59ZM84 219V220H83ZM143 219V220H142ZM237 219V220H236ZM16 220V221H15ZM139 220V221H138ZM154 222V224L151 222ZM46 221V222H45ZM51 221V222H50ZM110 221V220H109ZM148 221V223H146ZM161 221V222H160ZM44 222V223H43ZM159 222V223H158ZM221 224H220V223ZM43 223V224H42ZM51 223V224H50ZM88 223V224H87ZM140 223V224H138ZM142 223V224H141ZM158 223V225L156 224ZM164 223V224H163ZM16 224V225H15ZM64 224V225H63ZM66 224V225H65ZM68 224V225H67ZM85 224V225H84ZM94 224V225H93ZM110 224V225H109ZM148 224V226H147ZM150 224V225H149ZM152 224V225H151ZM220 224V225H218ZM22 225V226H21ZM45 225V226H44ZM98 225V226H97ZM138 225V226H137ZM222 225V226H221ZM24 226V227H23ZM89 226V227H88ZM136 226V227H135ZM151 227V231L150 229H144L143 227V230L146 231L145 235H144V231L141 230L142 227ZM156 226V227H155ZM234 226V227H233ZM71 229H70V228ZM96 227V228H95ZM113 227V228H112ZM137 227L140 229H137ZM223 227V228H221ZM236 227V228H235ZM99 228V229H97ZM238 228V229H237ZM78 229V230H77ZM87 229V230H86ZM112 229V230H111ZM16 230V231H15ZM69 230V231H68ZM101 230V232H100ZM218 230V231H217ZM19 231V232H18ZM139 231V232H137ZM150 233H149V232ZM87 232V234L85 233ZM100 232V233H99ZM104 232V233H103ZM137 233V234H136ZM142 233V235H141ZM135 234V235H134ZM227 234V235H226ZM13 235V237H12ZM91 235V236H90ZM226 235V236H225ZM36 236V235H35ZM38 236V237H39ZM145 236V237H144ZM225 236V237H223ZM87 237V238H86ZM138 237L140 238V240L138 239ZM141 237H143L141 239ZM149 239H147V238ZM150 237V238H149ZM83 238V239H82ZM86 238V239H85ZM93 239V240H92ZM105 239V240H104ZM153 241H151V240ZM225 239V241H224ZM90 240V241H89ZM100 240V241H99ZM107 240V241H106ZM144 240V241H142ZM148 240V241H147ZM156 240V241H155ZM220 240V241H219ZM221 240H222V243H221ZM11 241V242H10ZM56 241V242H55ZM54 243L55 245H58L60 242H59V239H55ZM136 241V242H135ZM139 241V242H138ZM141 241V242H140ZM146 241V242H145ZM99 242V244H98ZM103 242V243H102ZM147 245H145V243ZM84 243V244H83ZM101 243V244H100ZM117 243V242H116ZM228 243V244H227ZM52 243L48 244V245H45L44 244H41V247H40V243L37 242V245H39L41 251L39 250V247H35L36 248V253L38 254V252L42 253L44 251V249L48 250V249H51L54 245ZM106 244V245H105ZM109 244V245H108ZM143 244V245H142ZM150 244V245H149ZM22 250H20V247ZM36 245V243H35ZM53 245V246H52ZM83 245V246H82ZM104 245V246H103ZM108 245V246H107ZM137 245V246H136ZM152 245V246H151ZM48 246V247H47ZM140 246V247H139ZM143 246V247H142ZM150 246V247H149ZM44 247V248H43ZM47 247V248H46ZM105 247V248H104ZM107 247V248H106ZM138 247V248H137ZM143 249H142V248ZM224 247V249H223ZM9 248V249H8ZM67 248V247H66ZM66 248H62L63 250ZM146 248V249H145ZM3 249V250H2ZM37 249L39 250L37 252ZM61 249V250H62ZM88 251H87V250ZM110 249V250H109ZM199 249V248H198ZM216 249V248H215ZM221 249V250H220ZM15 250V251H14ZM62 250V251H63ZM191 250V251H190ZM189 252L187 253V255L189 254V256H194L197 249L193 250V249H190ZM194 252H193V251ZM223 250V251H222ZM222 251V252H220ZM11 252V253H10ZM20 252V253H19ZM84 252V253H83ZM88 252V253H87ZM110 252V253H109ZM112 252V253H111ZM192 252V253H191ZM225 252V253H224ZM7 253V254H6ZM13 253V254H12ZM219 253L220 255H223L222 258L225 260H223L221 258V256H219ZM3 254V255H2ZM6 254V255H5ZM86 254V255H85ZM109 254V256H108ZM146 256H145V255ZM148 254V255H147ZM194 254V255H192ZM229 255V257H227V255ZM93 255V256H92ZM144 255V257H143ZM226 255V256H225ZM71 256V257H69ZM225 256V257H224ZM85 257V258H84ZM142 257V258H141ZM146 257V258H145ZM148 257V258H147ZM219 257V258H218ZM77 259V262H76V259ZM80 258V259H78ZM84 258V259H83ZM92 258V259H91ZM222 261H221V259ZM226 258H229V259H226ZM6 259V260H5ZM22 259V260H21ZM86 259V260H85ZM142 259V260H140ZM246 259V260H244ZM19 260V261H18ZM75 260V261H74ZM79 260V261H78ZM84 260V262L82 261ZM145 260V261H143ZM227 260V261H226ZM74 261V262H73ZM81 261V262H80ZM226 261V262H225ZM12 262V263H11ZM39 262V261H38ZM98 262V263H97ZM245 262V263H244ZM37 263V259L35 258V261H33L32 264H36Z\"/></svg>", "mask_w": 264, "mask_h": 264}, {"label": "bare ground", "instance_id": "bare-ground-1", "mask_svg": "<svg viewBox=\"0 0 264 264\" xmlns=\"http://www.w3.org/2000/svg\"><path fill=\"white\" fill-rule=\"evenodd\" d=\"M3 1V0H2ZM21 1V0H20ZM19 1V2H20ZM24 1V0H23ZM22 1V2H23ZM27 1V0H26ZM31 3H33L32 1L33 0H30ZM29 1V3H30ZM35 1V0H34ZM39 1V0H38ZM53 1V0H52ZM60 1V2H59ZM55 5H53V9H55V14L56 17L58 18V14L59 13H62L64 11V6L65 1L61 2V0H59ZM70 3H72L74 6V9H71L73 7H70L69 5V8L71 10H69L70 12H68L67 14V19H66V22L68 21V24L65 23L67 25V30L68 32H70L71 34H76V29H75V24L77 26V24H79L80 20L86 17H89L91 18L92 16H97L99 14L98 10L97 9H92L90 8L89 6L86 5L85 3V6H82L81 3L80 5L78 4L77 0H67ZM84 1V0H83ZM81 1V2H83ZM107 1V0H105ZM104 1V2H105ZM121 1V0H120ZM147 0H145L146 2ZM152 1V0H151ZM150 1V2H151ZM246 1V0H245ZM260 3H261V12H262V16H264V0H259ZM7 2V1H5ZM11 2V1H10ZM21 2V3H22ZM37 2V0L33 3V6L35 5V3ZM46 2V1H45ZM86 2V1H84ZM88 2V1H87ZM101 2V0H100ZM142 2V1H141ZM155 2V1H153ZM14 3V2H13ZM30 3V4H31ZM109 3V2H108ZM130 3V2H129ZM149 3V2H148ZM17 4V3H16ZM24 4H25V1H24ZM29 4V5H30ZM88 4V3H87ZM104 4V3H103ZM102 4V5H103ZM106 4V3H105ZM104 4V5H105ZM147 4V2H146ZM152 4V2H151ZM154 4V3H153ZM224 0H160L158 1L154 6H153V13L155 14V21H147V19H145V17H143L141 19V21L139 22L138 24V30L139 31V39H138V47H139V51H140V54L143 58V60L149 62L150 66H152L153 68H161V71H162V78H160L161 81L159 82H156L157 79H151L152 81V85L154 87V89L156 91H158L159 93V98L160 99H157L154 98L151 94L152 92H148V90L150 91V89L146 88V84H144L145 86L141 89L140 88V92L139 94L136 95V98L137 100L139 101V104L140 105V110L138 112V117H139V120H140V127H141V133H140V147L142 149V151H146V153L148 154V158H147V161H145V165L143 167V170L142 171V179H143V184H144V187L146 189L147 192H149L150 195L148 197L149 199V202L152 206H158L159 203L161 204V202H158L157 201V198H156V194H155V191H158L156 190L155 186L156 184L158 183L157 182V178H158V170H157V163L159 162V158H160V149H159V145H158V139L156 136L153 135L152 139L150 140L149 143H147V134H146V131L150 130L151 128H149L147 130V124L148 122H152V123H156L157 125V122L158 120L160 119L161 116V111L164 110L165 112L168 113V111H174L173 109L175 108V106H177V104L179 105V109L178 110H182L181 113H182V116L185 121L189 124L190 126V134L195 137L194 140H193V143L192 144H198L199 141H204V139H207V133L211 131L212 127L214 128V130L216 131V124H212L214 126H211V122H208L207 118L208 115H209V112H211L212 110L208 111L207 107L208 106H219V108H225V110L223 112H220L221 115L223 114L222 116V122L221 123V127L219 128L218 124V130L220 131L219 135L216 136L214 133L216 132H212V135L214 134V138H208L210 140H212V143H213V146L210 147V152L207 153V157L205 158V162H203L202 164V167H199L201 168L202 170H199L198 173H195V177L196 178L195 180L197 181V183H195L196 185H194V183L192 182L191 180V176H194L192 175L188 170L187 168L183 169L182 168V171L181 173L179 172L176 177V180L173 178V180H175V184L173 185L172 187V191L170 192V195H169V203L161 206V210H162V213H164V215H166V221L163 223L164 226L161 228L159 226H162L161 224H159L158 228H154V232H151V233H154L155 234V239H157V245L153 246V247H150L149 249L147 248V250L149 251V256H150V260H149V263L151 262V264H213L214 262L218 261L217 259V253L215 254V251L220 247V243L217 244V242H212V235L213 233L216 232V225H215V221L217 219V221H219L220 219H218V217L220 218L221 216L224 217L222 219V222L223 223V226H224V229H221L223 230V232L225 231V233L228 234V237H225L226 238V241H229L227 240V238H229L231 235V232H232V229H231V221H234L232 220L233 218H235L234 216V213H235V208H234V203H235V200H236V196H237V193L235 191V189L237 188V183L238 181L240 180L241 178V173L239 171H241V168L240 170H237V166L238 165H241L242 162L240 161V159H245V164L248 163L247 161H249L248 159V156L250 155V153L253 151L254 152V149L256 148V145H257V140L256 139H253V136L250 135L251 132V128H250V121L252 122H255L258 124L260 128V130H264L263 127V124L262 121L260 120L261 118V112L260 110H262V103L264 102V29L263 27L259 26V29L256 30V27H252V23L251 21L248 22L245 26V38H244V41L242 42L243 43V46L245 48V51L246 53H241L239 54L238 51H240L241 49V46H238L237 44H234L231 43L232 41H234V36L232 37V35L230 34L231 31H229V35L230 37L228 36V34H225L224 30H222V32H224L223 34H225L227 36V39H223V36L222 38L220 37V40L218 38V35H221L220 33H218L217 30H220V28L222 29L223 27L227 28L226 27V24L227 22H224L223 18L225 19L226 16L224 15L223 17V14H225V9L224 8ZM50 5V4H49ZM84 5V4H83ZM97 5V4H96ZM115 5V4H114ZM177 5H181V7H185L184 9H187V11H189V15H191L190 19L183 24V26L180 27V29H178L176 27V30L177 32L175 33L174 35V38H171L168 37L169 35L166 33L168 28L170 27H174V25L176 26L177 24H179V20H177V13H176V8L178 7ZM4 6V5H3ZM8 6V5H7ZM6 6V7H7ZM37 6L39 7L38 3H37ZM35 6V7H37ZM45 5H43L44 7ZM109 6V5H108ZM145 6V5H144ZM143 6V7H144ZM227 6V5H225ZM229 6V5H228ZM227 6V7H228ZM232 6V5H231ZM13 7V6H12ZM20 7V6H19ZM22 7H23V4H22ZM25 7V6H24ZM67 7V6H66ZM100 7V6H99ZM134 7V6H133ZM142 7V8H143ZM149 7V6H148ZM147 7V8H148ZM152 7V6H151ZM180 7V8H181ZM233 7V6H232ZM11 8V6H10ZM28 8V7H27ZM42 8V6H41ZM95 8V7H93ZM97 8V7H96ZM103 8V7H102ZM112 8V6H111ZM230 8V7H229ZM24 9V8H23ZM26 9V8H25ZM34 9V8H33ZM32 8L29 7V12L28 10H26V15H27V18H25L27 20V28L29 29V31L27 30L26 32H24L23 34L24 35V39L27 43V48L28 50H32L33 51V46L36 44L37 41H39L37 43V46L39 47V51L41 52V49H43V46H44V41L45 40V36L47 37V28L44 24V22L47 23L46 24H50L48 23V20H45L44 19V22H43V17H42V14H38L36 15V20H35V17H34V20H32V18H30L31 14H30V10H33ZM36 9V8H35ZM34 9V12H37V10ZM104 9V8H103ZM234 9V8H233ZM19 10V9H18ZM67 10V9H66ZM128 10V9H127ZM149 10V9H148ZM151 10V11H152ZM178 10V8H177ZM1 11V10H0ZM8 11V10H7ZM43 11V9H42ZM68 11V10H67ZM119 11V10H118ZM150 11V12H151ZM180 11V9H179ZM224 13H223V12ZM227 11V10H226ZM230 11V10H229ZM228 11V13H229ZM249 11L248 10V15H249ZM24 12V11H23ZM54 12V11H53ZM105 12V11H104ZM182 12V10L180 11ZM186 12V11H185ZM38 13H43V12H39ZM114 13V12H113ZM116 13V12H115ZM146 13V12H145ZM152 13V12H151ZM184 13V12H183ZM234 13V12H233ZM232 13V14H233ZM246 13V12H243V14ZM1 14V13H0ZM20 14V13H19ZM22 14V12H21ZM34 14V13H33ZM44 14V13H43ZM102 14V13H101ZM185 14V13H184ZM243 14H240L243 15ZM11 15V14H9ZM41 15V16H40ZM54 15V16H55ZM104 15V14H103ZM113 15V14H112ZM144 15V14H143ZM181 16L182 13H178V16ZM188 15V16H189ZM230 15V14H229ZM246 15V14H245ZM247 15V17H248ZM3 16V15H1ZM0 16V17H1ZM21 16V15H20ZM35 16V15H34ZM53 16V15H52ZM64 16V14H63ZM101 15H99L100 17ZM106 16V15H105ZM108 16V15H107ZM179 16V17H180ZM183 16V15H182ZM186 16V15H184ZM232 16V15H231ZM11 17V16H10ZM18 17V15H17ZM61 17V16H60ZM59 17V18H60ZM234 17V16H232ZM243 17V16H242ZM245 17V16H244ZM4 18V17H2ZM13 18V17H11ZM62 18V17H61ZM96 18V17H95ZM101 18V17H100ZM99 18V19H100ZM187 18V17H186ZM230 18V17H229ZM9 19V18H8ZM20 19V18H19ZM23 19V18H22ZM47 19V18H46ZM97 19V18H96ZM135 19V18H134ZM180 19V18H179ZM184 19V17H183ZM234 19V18H233ZM232 19V20H233ZM246 19V17L244 18ZM21 20V19H20ZM19 20V22H20ZM55 22L56 20L53 19ZM53 20H51V23L53 22ZM87 20H90V19H87ZM93 20V18H92ZM103 20V18H102ZM105 20V19H104ZM182 20V19H181ZM240 20V19H239ZM1 21V20H0ZM11 21V20H10ZM17 21V20H16ZM58 21V19H57ZM64 21V20H62ZM82 21V20H81ZM98 21V20H97ZM15 22V21H14ZM61 22V21H60ZM93 22V21H92ZM101 22V20H100ZM115 22V21H114ZM185 22V21H183ZM254 22V21H253ZM26 23V22H25ZM54 23V22H53ZM52 23V25H53ZM84 23V22H82ZM104 23V21H103ZM19 24V23H18ZM22 24V23H21ZM56 24H58L56 22ZM88 24V23H87ZM93 24V23H92ZM95 24V23H94ZM98 24V22H96V25ZM101 23H99L98 25H100ZM122 24V23H121ZM225 24V26H224ZM1 25V24H0ZM10 25V24H9ZM15 25V24H14ZM60 25V24H59ZM62 26L64 24H61ZM106 25V23H105ZM104 25V26H105ZM181 25V24H179ZM178 25V26H179ZM245 25V24H244ZM17 26V25H16ZM51 26V25H50ZM58 25H56L57 27ZM60 26V27H62ZM65 26V25H64ZM79 26H82L79 25ZM84 26V25H83ZM95 26V25H94ZM108 26V25H107ZM228 26V25H227ZM9 27V26H8ZM12 27V26H11ZM59 27V26H58ZM59 27V28H60ZM101 28V26H99ZM97 27V28H99ZM122 27V26H121ZM15 28V27H14ZM25 28V27H24ZM53 28V27H52ZM65 28V29H66ZM83 28V27H82ZM92 28H93V25H92ZM96 28V29H97ZM135 28V27H134ZM22 29V28H21ZM32 29L35 30L36 32V35H38V38L36 39L37 41H32L34 40L31 36L30 33H32ZM55 29V28H54ZM96 29H93V31H95ZM224 29V28H223ZM228 29V28H227ZM235 29V28H234ZM2 30V29H1ZM17 30V29H16ZM20 30V29H19ZM79 30V29H78ZM81 30V29H80ZM83 30V29H82ZM86 30V28H85ZM100 30V29H99ZM98 30V31H99ZM237 30V29H236ZM244 30V29H243ZM256 30L255 32V39L253 40L252 36L251 35V31L254 33V31ZM21 31V30H20ZM51 31V29H50ZM93 31L91 30V34L95 35V33H93ZM97 31V32H98ZM111 31V30H110ZM1 32V31H0ZM9 32H12V30H10ZM52 32V31H51ZM50 32V33H51ZM56 32V31H55ZM65 33V31H63ZM79 32V31H78ZM78 32H77V36L76 38H78L81 42L83 40V37L85 34H80L81 32H79V35H78ZM105 32V31H104ZM115 32V31H114ZM170 32V31H169ZM221 32V31H220ZM221 32V33H222ZM227 32V31H226ZM7 34H9L8 32H6ZM59 33V32H57ZM69 33V34H70ZM90 33V32H89ZM117 33V32H116ZM22 34V35H23ZM35 34V33H33ZM32 34V35H33ZM52 34V33H51ZM55 34V33H54ZM63 34V33H62ZM69 34H66L65 35H69ZM98 34V33H97ZM101 34L103 35V33L101 32ZM240 34V33H239ZM44 35V36H43ZM57 35V34H56ZM93 35H90V37L92 36L93 38ZM105 35V33H104ZM111 35V34H110ZM168 35V36H167ZM235 35V34H234ZM237 35V34H236ZM19 36V35H18ZM51 36V35H49ZM55 36V35H54ZM70 38L72 37L71 35H69ZM99 36V35H98ZM37 37V36H36ZM42 37L43 40H42ZM74 37V36H73ZM88 37V35L86 36ZM84 37V40H86L87 38ZM110 37V36H109ZM173 37V36H172ZM238 38V36H236ZM12 38V37H11ZM19 38V37H18ZM23 38V37H22ZM21 38V39H22ZM56 38V37H55ZM55 38L53 40H55ZM65 39V37H63ZM86 38V39H85ZM96 38V37H94ZM229 38V39H228ZM57 39V38H56ZM74 39V38H73ZM105 39V38H104ZM112 39V38H111ZM223 41H222V40ZM62 40V39H61ZM68 40V38H67ZM91 40V39H90ZM131 40V39H129ZM228 40H230V43H226V42H229ZM232 40V41H231ZM237 40V39H236ZM239 40V39H238ZM19 41V39H18ZM17 41V42H18ZM51 41H52V38H51ZM57 41V40H56ZM59 41V40H58ZM57 43H60V41ZM74 41V40H73ZM76 41V40H75ZM88 41V40H87ZM98 41V40H97ZM100 41V39H99ZM102 41V40H101ZM112 41V40H111ZM33 42V43H32ZM47 42V41H45ZM53 42V41H52ZM52 42H50L51 44H53ZM62 42V41H61ZM72 42V41H71ZM85 41H83L84 43ZM131 42H133L131 40ZM245 42V43H244ZM35 43V44H34ZM75 43V42H74ZM77 43V41H76ZM89 43V42H87ZM98 43V42H97ZM105 44V40L104 42H102ZM101 43V44H102ZM109 43V42H108ZM223 43V44H222ZM239 43V42H238ZM21 44H25V43H20ZM48 45L46 46L47 48L49 47V42L47 43ZM81 44V43H80ZM93 44V43H92ZM218 44H222V45H218ZM241 43H239L240 45ZM245 44V45H244ZM46 45V44H45ZM85 45H86V42H85ZM130 44L129 43H124V45L122 44V47L120 46V49L121 51H119L118 53L121 52V56L123 58L122 62L125 63L126 62V53H127V50H128V46ZM216 45L221 46L224 50V53L222 55H225V57H230L228 58L229 60H227V63L226 64H229V66L225 69H223L222 67L224 66L223 64H221L220 67H218V65L216 64L215 67L213 63H211V65L213 64L212 67H210V69L207 71V72H200V76L196 79H194V81H197V83L199 82H203L204 80V76L202 75L203 74H206V73H213L215 75V78L213 79V82L211 83L212 85H208V88L207 87H202L201 86L198 88H195L194 90H190L192 91L194 94L193 95V98H192V102H191V105L190 107L187 109V110H183L182 106L180 105V100L181 97H183L182 95L184 93H187L190 92L187 90L188 87H186V83L187 81L190 82V80L193 78V76L191 77L190 74L192 72H195L196 69L193 71L192 67L194 68V66L192 65L191 61H190V56L191 55H194V56H198L201 60L199 61H202L205 62L209 59H215V58H219V57H215L214 56V53H215V50L216 48H218ZM236 45V46H235ZM16 46V42L15 41H12L10 40L9 38L6 37V34H2L0 33V49L2 51H6L7 49L9 48H14ZM36 46V48H37ZM53 47V45H51ZM55 46V44H54ZM65 46V45H64ZM67 46V45H66ZM100 46V45H99ZM109 46V45H108ZM116 46V45H115ZM20 47V46H19ZM24 47V46H23ZM35 47V46H34ZM51 47V48H52ZM56 47V46H55ZM83 47V46H82ZM97 47V46H96ZM107 47V46H106ZM166 48L168 49L167 51H169V53H174L173 56L170 55V57L168 58H164V56H161L158 52H157V49L156 48ZM238 47H240L239 49H237ZM12 48V51H16L15 48L13 49ZM22 48V47H21ZM25 48V47H24ZM49 48L47 50L50 51ZM54 48V47H53ZM56 48H59L56 47ZM62 47H60V50H61ZM76 48V47H75ZM84 48V47H83ZM220 48V47H219ZM219 48L217 49L219 51ZM221 48V49H222ZM17 49V47H16ZM45 49V48H44ZM87 49V48H85ZM107 49V48H106ZM154 49V50H153ZM18 50V49H17ZM26 50V48H25ZM46 50V49H45ZM55 50V49H54ZM59 50V51H60ZM79 50H80V47H79ZM78 50V51H79ZM89 50V49H88ZM108 50V49H107ZM165 50V49H164ZM238 50V51H237ZM38 51V50H37ZM52 51V50H51ZM51 51L49 53H51ZM62 51V50H61ZM66 51V50H64ZM63 51V52H64ZM86 51V50H85ZM166 51V52H167ZM222 51V50H220ZM243 51V50H242ZM244 51V52H245ZM9 52V51H7ZM18 52V51H17ZM39 52V54H41ZM62 52V53H63ZM83 52V51H81ZM92 52V50H91ZM217 52V51H216ZM14 53V52H13ZM20 53V52H19ZM24 53V52H23ZM32 53V52H31ZM36 53V52H35ZM38 53V52H37ZM57 53V52H56ZM55 53V54H56ZM72 53V52H71ZM85 53V52H83ZM135 53V52H134ZM218 53V52H217ZM238 53V54H237ZM12 54V53H11ZM10 54V55H11ZM30 54V52H29ZM29 54H26L28 55L26 58L28 59ZM38 54V56H39ZM43 54V53H42ZM41 54V55H42ZM52 54H53V51H52ZM91 54V53H89ZM2 55V54H1ZM8 55V54H7ZM35 55V54H34ZM45 55V54H44ZM58 55H60L58 53ZM63 55V54H62ZM134 55V54H133ZM163 55V54H162ZM218 55V54H217ZM13 56V55H12ZM11 56V57H12ZM16 56V55H15ZM19 56V54L17 55ZM21 56V55H20ZM19 56V57H20ZM46 56L45 55V59H46ZM61 56V55H60ZM68 56H72V55H68ZM87 56V55H86ZM105 56V54H104ZM221 56V55H219ZM22 57V56H21ZM54 57V56H53ZM58 57V56H57ZM65 57V56H64ZM80 57V56H79ZM192 57V56H191ZM14 58V57H13ZM3 59L0 57V80H5L9 78V76L12 74V73H15L17 71V69L19 68V60L17 61V63L14 62L15 59ZM32 58H35L32 57ZM31 58V59H32ZM55 58V57H54ZM52 58V60L54 59ZM62 58V57H61ZM61 58L59 60V58H57L59 60V62L61 63ZM101 58V57H100ZM117 58V57H116ZM37 59V58H36ZM50 59V58H49ZM56 58L51 62V64L49 65L50 68L47 70V75L44 74V71L42 74H44V76L46 75V77H41L42 79L40 80H36L34 82V87H35V90L37 91L36 94L38 93H42L43 90H46L47 88H50L52 83L54 81L60 83L59 85H62V86H65V87H68V92H71L73 90V86L72 84H74L76 81L74 79L71 78V73H70V77L67 76L66 74L64 73H61L60 72V69H59V62ZM66 59V58H65ZM72 59V57H71ZM99 59V58H98ZM138 59V58H137ZM21 60H23V58H21ZM29 60V59H28ZM64 59H62V63ZM68 60V59H66ZM65 60V61H66ZM73 60V59H72ZM139 60V59H138ZM35 61V60H34ZM38 61V60H36ZM69 61V60H68ZM78 61V60H77ZM76 61V62H77ZM94 61V60H93ZM118 61V60H117ZM198 61V62H199ZM216 61V59H215ZM214 61V63H215ZM32 62V61H31ZM73 62V61H72ZM79 62V61H78ZM77 62V63H78ZM223 62V61H222ZM20 63V62H19ZM43 63H47L45 60ZM50 63V62H49ZM66 65H67V62H65ZM69 64H71L70 62H68ZM216 63H219V62H216ZM23 64V63H22ZM36 64V63H35ZM68 64V66H69ZM74 64V63H73ZM100 64V63H99ZM141 64V63H140ZM220 64V63H219ZM225 64V66H227ZM39 65V64H38ZM37 65V66H38ZM63 65V64H62ZM65 65V66H66ZM79 65V64H78ZM119 65V64H118ZM122 65V64H121ZM127 65V64H125ZM202 65V64H201ZM248 65L250 66V70L248 71ZM25 65H23L24 67ZM30 66V65H29ZM33 66V65H32ZM40 66V65H39ZM44 66V64H43ZM43 66L41 68H43ZM86 66V65H85ZM93 66V65H92ZM204 68V65H202ZM64 66H62L63 68ZM91 67V66H90ZM89 67V68H90ZM117 67V66H116ZM125 67V66H124ZM140 67V66H139ZM199 67V66H198ZM201 67V66H200ZM33 70H34V67H32ZM32 68L29 67V69H31L32 71ZM61 68V67H60ZM69 68V67H68ZM100 68V67H98ZM118 68V67H117ZM120 68V67H119ZM123 69V67H121ZM200 68V69H202ZM236 68V69H235ZM27 69V68H26ZM28 69V71H29ZM64 69V68H63ZM66 70H68L67 68H65ZM87 69V67H86ZM208 69V68H207ZM244 69H246V71H244ZM40 70V68H39ZM62 70V69H61ZM90 70V69H89ZM102 70V69H101ZM108 70V69H107ZM118 70V69H116ZM157 70V68H156ZM155 70V71H156ZM205 70V69H204ZM31 71H29V73H32ZM114 71V70H113ZM138 71V70H137ZM159 71V70H158ZM157 71V72H158ZM160 71V72H161ZM206 71V70H205ZM248 71V72H247ZM23 72H25L23 70ZM23 72H18L19 74H22ZM65 73H67L66 71H64ZM125 72V71H124ZM188 73V75L190 76L189 79L186 75V73ZM197 72V71H196ZM28 73V72H27ZM28 73V74H29ZM100 73V72H99ZM116 73V71H115ZM120 73H122L120 71ZM139 73V72H138ZM25 76H26V73H23ZM27 74V75H28ZM39 74V73H38ZM108 74V73H106ZM106 74L102 71L101 74H100V77L98 78V83H97V87H94L93 89V92H92V97L93 99H101L100 97L102 96L103 94V80H104V77H106ZM144 74V73H143ZM194 74V73H193ZM198 74V72L196 73ZM33 75V73H32ZM41 75V74H40ZM77 75V74H76ZM110 75L112 76V74L110 73ZM119 75V74H118ZM117 75V76H118ZM125 75V74H124ZM199 75V74H198ZM221 75V77L219 76ZM241 75V76H240ZM243 75V76H242ZM23 76V75H22ZM24 76V78H25ZM35 76V75H34ZM42 76V75H41ZM75 76V74H74ZM89 76V75H88ZM92 76V75H91ZM96 76V75H95ZM116 76V77H117ZM123 76V74H122ZM129 76V75H128ZM142 76V75H141ZM148 76V75H147ZM197 76V75H196ZM33 77V76H32ZM153 77V75L151 76ZM214 77V76H213ZM28 77H26V80ZM31 78V77H30ZM37 78V77H36ZM35 78V79H36ZM40 78V77H38ZM113 78V77H111ZM121 78V75H119V79ZM140 78V77H139ZM158 78V77H157ZM13 79V78H11ZM110 79V78H108ZM118 79V80H119ZM198 79V80H197ZM210 79V78H208ZM10 80V79H9ZM14 80V79H13ZM24 80V81H26ZM107 80V79H106ZM8 81V80H7ZM16 81V80H15ZM30 81V80H28ZM28 81H26L28 83ZM209 81V80H208ZM1 82V81H0ZM10 81H8L9 83ZM13 82V81H12ZM79 82V81H78ZM123 82V81H122ZM149 82V81H148ZM147 82V83H148ZM201 82V83H202ZM4 85L6 84L5 82H3ZM3 83H0L3 85ZM14 83V82H13ZM77 83V82H76ZM75 83V84H76ZM94 83H96L94 81ZM105 83V82H104ZM146 83V82H145ZM151 83V82H150ZM191 83V82H190ZM189 83V84H190ZM247 84L249 85L248 87V91L246 92V94L244 93V96H241V90H238L241 87V85L239 84ZM11 84V83H10ZM55 84V83H54ZM80 84V83H78ZM128 84V83H127ZM141 84V83H140ZM149 84V83H148ZM181 84V85H180ZM185 84V86H184ZM188 84V83H187ZM188 84V85H189ZM192 84V83H191ZM203 84H205V81L203 82ZM209 84V83H208ZM245 84V85H246ZM3 85V86H4ZM15 85V84H14ZM86 85V84H85ZM92 85V84H91ZM114 85V84H113ZM117 85V84H116ZM119 85V84H118ZM129 85V84H128ZM138 85V84H137ZM179 85V86H178ZM6 86V85H5ZM9 86V85H8ZM13 86V85H12ZM17 86V85H16ZM76 86V85H75ZM88 86V85H87ZM96 86V85H95ZM121 86V85H120ZM125 86V85H124ZM130 86V85H129ZM139 86V85H138ZM193 86V85H192ZM207 86V85H206ZM243 86V85H242ZM14 87V86H13ZM26 87V86H25ZM29 87V85H28ZM77 87V86H76ZM91 87V86H90ZM93 87V86H92ZM91 87V88H92ZM133 87V86H132ZM135 87V86H134ZM137 87V86H136ZM148 87V86H147ZM152 87V88H153ZM2 88V87H1ZM10 88V87H9ZM20 88V87H19ZM31 88V87H30ZM46 88V89H45ZM60 88V86L58 87ZM88 88V87H87ZM90 88V89H91ZM106 88V87H105ZM113 88V87H112ZM129 88V87H128ZM131 88V87H130ZM151 88V87H150ZM18 89V88H17ZM16 89V90H17ZM21 89V88H20ZM28 89V88H27ZM32 89V88H31ZM61 89V88H60ZM65 88H63L62 90H64ZM117 89V88H116ZM119 90L117 91V94H115L114 97H116L114 99V103L112 102V104L110 105V107L108 108L109 111H113L116 108H118L117 106H121L122 104V100H123V97L124 96H127L129 92H127L126 90V87H123L121 86L120 88H118ZM134 89V88H133ZM139 89V88H137ZM1 90V89H0ZM3 90V89H2ZM34 90V89H32ZM49 90V89H48ZM92 90V89H91ZM105 90V89H104ZM130 90V89H129ZM153 90V89H151ZM6 91V90H5ZM26 91V89H25ZM50 91V90H49ZM48 91V92H49ZM52 91V90H51ZM65 91V90H64ZM89 91V89H88ZM241 91V92H240ZM10 92V91H9ZM23 92V91H22ZM74 92V91H73ZM72 92V93H73ZM84 92V91H83ZM90 92V91H89ZM155 92V91H154ZM191 92V93H192ZM3 93V92H2ZM28 93V92H27ZM33 93H35L33 91ZM32 93V94H33ZM55 93V92H54ZM61 93H63L61 91ZM106 92H104L105 94ZM116 93V92H115ZM157 93V94H158ZM4 94V93H3ZM6 94V93H5ZM23 94V93H22ZM20 94V95H22ZM43 94V93H42ZM156 95V93H153ZM10 95V94H8ZM24 95V94H23ZM30 95V94H29ZM59 95V94H58ZM78 95V94H77ZM91 95V94H90ZM89 95V96H90ZM112 95V94H111ZM117 95V96H116ZM185 95V94H184ZM26 96V95H25ZM31 96V95H30ZM33 96V95H32ZM62 96V95H61ZM64 98L66 95H63ZM71 96V99L73 100V97L72 95ZM74 96V95H73ZM131 96V95H130ZM24 97V96H23ZM37 97V96H36ZM39 97V96H38ZM38 97H37V100H38ZM41 97V101L42 102V96ZM45 97V96H44ZM43 97V99H44ZM53 97V96H52ZM59 97V96H58ZM68 97V96H67ZM88 97V96H87ZM91 97V96H90ZM186 97V96H184ZM241 97L244 98V102L243 104H245V109L242 108V110L245 111V114L242 113L241 111V108H240V105L242 104V102L240 100L243 101V99H241ZM2 98H3V95H2ZM25 98V97H24ZM27 98V97H26ZM46 98V97H45ZM82 98V97H81ZM1 99V97H0ZM5 99V98H3ZM6 99H7V96H6ZM5 99V100H6ZM33 99V97H32ZM48 99V98H47ZM56 99V97H55ZM68 99V98H67ZM91 99V98H90ZM111 99V98H110ZM9 100V99H8ZM6 100V101H8ZM35 100V102L37 101ZM46 100V99H44ZM43 100V101H44ZM53 100V99H52ZM62 100V99H61ZM64 100V99H63ZM23 101L25 102V100L23 99ZM31 106H33V109L37 112V120H38V126H40L41 130L42 128L46 130L47 127L50 128V124L48 123L47 121V114H50L51 113H45L43 115V111H41V108H39L38 106H36L37 104L33 105L34 103V100L29 101V99L27 100ZM26 101V102H27ZM88 101V99H87ZM90 101H93V100H89ZM110 101V100H109ZM133 101V99H132ZM159 101V102H158ZM0 102H3V101H0ZM10 102V100H9ZM22 102V101H21ZM23 102V103H24ZM47 103V101H45ZM55 101H53L52 103L53 104H48L50 105L54 110H56L62 117V119L65 121L67 120V118L69 117V111L71 112V110H69V106L68 108H65V104H61L60 103H56L54 104ZM59 102V101H58ZM64 102V101H63ZM67 102V101H66ZM101 102V101H100ZM103 102V100H102ZM126 102V101H125ZM182 102V101H181ZM184 102V101H183ZM8 104V102H6ZM5 103V105H6ZM22 103V104H23ZM45 103V104H46ZM70 103V102H69ZM95 105V102H93ZM109 103V102H108ZM12 104V102H11ZM43 104V103H41ZM67 104V103H66ZM100 104V103H99ZM96 103V107H98V105ZM9 105V104H8ZM26 105V104H25ZM76 105V103H75ZM206 105V106H205ZM29 106V104H28ZM90 106V105H89ZM127 106V105H126ZM189 106V105H188ZM1 107V106H0ZM3 107V106H2ZM13 107V105H12ZM21 107V106H20ZM19 107V108H20ZM23 107V106H22ZM26 107V106H25ZM74 107V106H73ZM125 107V106H123ZM178 107V106H177ZM242 107V106H241ZM5 108V107H4ZM28 108V107H27ZM26 108V109H27ZM32 108V107H30ZM48 108V106H47ZM51 108V109H52ZM76 108V107H75ZM94 108V107H93ZM99 110L101 109L100 106L98 107ZM181 108V109H180ZM218 108V107H216ZM221 108V109H222ZM9 109V108H8ZM11 109V108H10ZM23 109V108H21ZM31 109V110H33ZM52 109V110H53ZM67 109V110H66ZM84 109V108H83ZM90 109V108H88ZM96 109V108H95ZM122 109V108H121ZM120 109V110H121ZM2 110V108H1ZM5 110V109H4ZM7 110V108H6ZM25 110V109H24ZM75 110V109H74ZM98 110V109H97ZM104 110V109H103ZM116 110V109H115ZM118 110V109H117ZM124 110V109H123ZM129 110V109H127ZM48 111V110H47ZM76 111V110H75ZM106 111V110H105ZM125 111V110H124ZM138 111V110H137ZM163 111V112H164ZM221 111V110H220ZM2 112V111H0ZM46 112V111H45ZM109 112V113H111ZM115 112V111H114ZM131 112V111H130ZM170 112V114H171ZM26 113V112H25ZM77 113V112H76ZM78 113H83V111L81 112H78ZM104 112H102L103 114ZM113 113V112H112ZM116 113V112H115ZM132 113V112H131ZM134 113V112H133ZM56 114V113H55ZM71 114V113H70ZM100 114V113H99ZM114 114V113H113ZM117 114H118V111H117ZM121 114H124V113H121ZM214 114V113H213ZM216 114V113H215ZM219 114V113H218ZM14 115V114H13ZM33 115V113H32ZM78 115V114H77ZM95 115V114H94ZM106 115V113H105ZM112 115V114H111ZM177 115V114H176ZM175 115V116H176ZM15 116V115H14ZM30 116V115H29ZM83 117H85V115L83 114L82 115ZM87 116V114H86ZM108 116V115H106ZM116 116V115H115ZM114 116V117H115ZM118 116V115H117ZM116 116V117H117ZM126 116H127V113H126ZM125 116V117H126ZM164 114H163V119H164ZM220 116V115H219ZM36 117V116H35ZM50 117V116H49ZM48 117V118H49ZM57 117V116H56ZM71 117V116H70ZM88 117V116H87ZM113 117V118H114ZM119 117V116H118ZM123 117V116H122ZM122 117L120 119L116 118V120L118 121V127H119V132H120V136L123 138L124 136H126L130 130V127L127 126V123H125L124 119H122ZM124 117V118H125ZM136 117V116H135ZM134 117V118H135ZM86 118V117H85ZM89 118V117H88ZM102 118V117H101ZM133 118V117H132ZM168 118V116H167ZM171 118V117H169ZM168 118V119H169ZM178 118V117H177ZM214 118V117H213ZM220 118V117H219ZM51 119V118H50ZM70 119V118H69ZM73 119V118H72ZM77 119V118H76ZM79 119V118H78ZM84 119V118H83ZM82 119V120H83ZM90 119V118H89ZM162 119V118H161ZM166 119V118H165ZM221 119V118H220ZM219 119V120H220ZM16 118L15 117H11V116H6L5 115H0V157L1 158H5L6 156H8L10 154V161H11V158H12V161L13 162H20V159H21V153H23V157L24 155L26 156V161H27V166L29 168H33L34 166V159H38L40 158V154H38L37 150L35 149V146H33L31 144V142L29 140L26 139V137L24 138L23 137V140H19L18 141V138H17V142L15 144H13L10 139V135L13 136L11 134V126L12 124H14L16 121ZM25 120V119H23ZM34 120V119H33ZM32 120V121H33ZM126 120V119H125ZM179 120V119H178ZM204 120V122H203ZM28 121V120H27ZM62 120H60L61 122ZM71 121V120H70ZM75 121V119H74ZM81 121V120H79ZM89 121V120H88ZM133 121V119H132ZM135 121V120H134ZM165 121L167 120H164V124H165ZM169 121V120H168ZM180 121V120H179ZM211 121V120H210ZM214 121V120H213ZM241 121H242V124H241ZM35 122V120L33 121ZM50 122V121H49ZM52 122V121H51ZM59 122V121H58ZM72 122V121H71ZM76 122V121H75ZM73 122V123H75ZM83 122V121H82ZM131 122V121H130ZM129 122V124H130ZM170 122V121H169ZM168 122V123H169ZM172 122V121H171ZM217 122V121H216ZM215 122V123H216ZM219 122V121H218ZM217 122V123H218ZM21 123V122H20ZM53 123V122H52ZM77 123V122H76ZM84 123V122H83ZM161 123V122H160ZM163 123V122H162ZM180 123V122H179ZM27 124V123H26ZM58 124V123H57ZM80 123H77L76 125H78ZM85 124V123H84ZM88 124V123H87ZM164 124H161V125H164ZM172 124V123H170ZM176 124V123H175ZM18 125V124H17ZM24 125V124H23ZM53 125V124H52ZM51 125V126H52ZM69 125V124H68ZM71 125V124H70ZM83 125V124H82ZM104 125V124H103ZM153 125V124H152ZM159 125V124H158ZM20 126V124L18 126H16L17 128ZM22 126V125H21ZM28 126V125H26ZM54 126V125H53ZM60 126V125H59ZM85 126V125H84ZM83 126V127H84ZM92 126V125H91ZM94 126V125H93ZM98 126V125H97ZM168 127H171L169 125H167ZM211 126V127H210ZM15 127V128H16ZM25 127V126H24ZM23 127V128H24ZM70 127V126H69ZM78 127L80 126H77V129ZM90 127V126H89ZM131 127L132 124H131ZM136 127V126H135ZM160 127V125H159ZM158 127V128H159ZM210 127V129H209ZM13 128V127H12ZM20 128V127H19ZM28 128V127H27ZM26 128V129H27ZM53 127H51L52 129ZM64 128V127H63ZM156 128V127H155ZM55 129V128H54ZM62 129V128H60ZM68 129V128H67ZM66 129V131H67ZM70 129V128H69ZM85 129V128H84ZM101 129V128H100ZM103 129V128H102ZM132 129V128H131ZM15 130V129H13ZM12 130V131H13ZM17 130V129H16ZM13 133L15 134L16 132H18V130ZM21 130H22V127H21ZM20 130V131H21ZM28 130V129H27ZM135 130V129H134ZM134 130L132 129V131L134 132ZM154 128H152V132H153ZM159 130V129H158ZM162 130V129H161ZM160 130V131H161ZM173 130V129H172ZM171 130V131H172ZM47 131L48 128H47ZM55 131H57V129H55ZM73 131V130H72ZM75 131V130H74ZM109 131V130H108ZM156 131V130H155ZM167 131V130H166ZM189 131V130H188ZM23 132V131H22ZM43 132V131H41ZM45 132V131H44ZM54 132V131H53ZM132 132V133H133ZM157 132V131H156ZM155 132V133H156ZM159 132V131H158ZM209 132V133H210ZM24 133V132H23ZM23 133H20L22 134L21 136H23ZM26 133V131H25ZM24 133V135H25ZM55 133V132H54ZM70 133V132H69ZM72 133V132H71ZM82 133V132H81ZM84 133V132H83ZM182 133V132H181ZM19 134V135H20ZM46 134V133H45ZM60 134V133H59ZM80 134V133H79ZM119 134V133H118ZM160 134V133H159ZM44 135V134H43ZM48 135V134H47ZM86 135V134H85ZM105 136V134H103ZM137 135L138 132H137ZM152 135V134H150ZM158 135V133H157ZM166 135V133H165ZM211 136V134H209ZM18 136V135H17ZM20 136V137H21ZM27 136V135H25ZM84 136V135H83ZM94 136V135H93ZM89 137V136H88ZM129 137V136H128ZM167 137V136H166ZM169 137V136H168ZM209 137V136H208ZM22 138V137H21ZM19 138V139H21ZM53 138V137H52ZM75 138V137H74ZM83 138V137H82ZM86 138V137H85ZM100 138V137H99ZM150 138V137H148ZM15 139V138H14ZM88 139V138H87ZM106 139V138H105ZM104 139V140H105ZM128 138H126L127 140ZM137 139V138H136ZM84 140V138H83ZM82 140V141H83ZM91 139H89V142H90ZM162 140V139H161ZM165 140V138H164ZM167 140V138H166ZM54 141V140H53ZM91 141H95V140H91ZM109 141V140H108ZM108 141H105V142H108ZM130 141V140H129ZM137 141V140H136ZM136 141L134 143H136ZM183 141V140H182ZM88 142V141H87ZM163 142V141H162ZM166 142V141H165ZM163 142V143H165ZM168 142V140H167ZM180 142V141H179ZM192 142V141H190ZM45 143V142H44ZM54 143V142H53ZM53 143H52V146H53ZM85 143V142H83ZM118 143V142H117ZM183 143V142H182ZM187 143V142H186ZM211 143V145H212ZM86 144V143H85ZM94 144V143H93ZM138 145V142L136 143ZM160 144V143H159ZM168 144V143H167ZM188 144V143H187ZM72 145V144H71ZM134 145V144H133ZM176 145V144H175ZM181 145V144H180ZM183 145V144H182ZM51 146V148H52ZM65 146V145H64ZM91 146V145H90ZM93 146V145H92ZM113 146V145H112ZM139 146V145H138ZM193 146V145H192ZM41 147V146H40ZM59 147V145H58ZM57 147V148H58ZM82 147V146H81ZM85 145L83 146V149H84ZM87 147V146H86ZM179 147V146H178ZM194 147V146H193ZM263 147V146H262ZM91 148V147H89ZM89 148H86L85 151ZM93 148V147H92ZM115 148V147H114ZM82 149V150H83ZM94 149V148H93ZM108 149V148H107ZM133 149V148H132ZM140 149V150H141ZM182 149V148H181ZM22 150V151H21ZM39 150V149H38ZM55 150V149H54ZM90 150V149H89ZM110 150V149H109ZM108 150V151H109ZM113 150V149H112ZM139 150V149H137ZM50 151V150H49ZM94 151V150H93ZM92 151V152H93ZM142 151H139V152H142ZM55 152V151H54ZM163 152V151H162ZM175 151H173L174 153ZM85 153V152H84ZM95 153V152H94ZM109 153V152H108ZM107 153V154H108ZM114 153V152H113ZM119 153V152H118ZM172 151L170 153V155L172 154ZM176 153V152H175ZM93 154V153H92ZM91 154V155H92ZM106 154V155H107ZM110 154V153H109ZM177 154V153H176ZM42 155V153H41ZM51 155V154H50ZM53 155V154H52ZM66 155V153H65ZM86 155V153H85ZM96 155V154H95ZM105 155V157H106ZM142 155V154H141ZM171 155V156H172ZM244 155V156H242ZM253 155V154H252ZM57 156H59L57 154ZM62 156V155H61ZM64 156V154H63ZM62 156V157H63ZM81 156V155H80ZM97 156V155H96ZM99 156V155H98ZM120 156V155H119ZM174 156V155H173ZM251 156V155H250ZM43 157V156H42ZM52 157V156H51ZM54 157V156H53ZM52 157V158H53ZM78 157V156H77ZM92 157V156H91ZM112 157V156H111ZM165 157V156H163ZM243 157V158H242ZM245 157V158H244ZM65 158V157H64ZM93 158V157H92ZM109 158V157H108ZM142 158V157H141ZM7 159L9 160V157H7ZM48 159V158H47ZM60 159V158H58ZM140 159V157H139ZM144 159V158H143ZM164 159V158H163ZM162 159V160H163ZM24 160V158H23ZM22 160V161H23ZM42 160V158H41ZM50 160V159H49ZM62 160V159H61ZM94 160V158H93ZM97 160V158H96ZM99 160V159H98ZM136 160V159H135ZM194 160V159H193ZM2 161V160H1ZM21 161V162H22ZM39 161V160H37ZM89 161V160H88ZM106 161V160H105ZM104 161V162H105ZM127 161V160H126ZM161 161V159H160ZM168 161V160H167ZM191 161V160H190ZM201 161V160H200ZM41 162V161H40ZM49 162V161H48ZM55 162V161H54ZM65 162V161H64ZM74 162V161H73ZM76 162V160H75ZM93 162V161H92ZM99 162V161H97ZM111 162V161H110ZM116 162V161H115ZM140 162V161H139ZM172 162V161H171ZM3 162H1L2 164ZM39 163V162H38ZM57 163V161H56ZM77 163V162H76ZM117 163V162H116ZM141 163L142 160H141ZM168 163V162H167ZM184 163V162H183ZM182 163V164H183ZM196 163V162H195ZM194 163V164H195ZM241 163V164H240ZM244 163V162H243ZM11 164V163H10ZM15 164V163H13ZM18 164V163H17ZM64 164V163H63ZM86 164V163H85ZM99 164V163H97ZM111 164V163H110ZM139 164V163H138ZM179 166L180 163H178ZM23 162H22V166H23ZM61 165V164H60ZM88 165V164H87ZM107 165V164H106ZM109 165V164H108ZM107 165V166H108ZM123 165V164H122ZM159 165V164H158ZM243 165V164H242ZM241 165V167H242ZM249 165V164H248ZM247 165V166H248ZM1 166V165H0ZM14 166V165H12ZM50 166V165H49ZM55 167V165H52ZM102 166V164L100 165ZM141 166V165H140ZM163 167V165H161ZM246 166V167H247ZM3 168V165L1 166ZM8 167V165H7ZM15 167L17 168V166L15 165ZM14 167V168H15ZM19 167V165H18ZM25 167V165H24ZM48 167V166H47ZM113 167V166H112ZM126 167V166H125ZM159 167V166H158ZM162 167H160L162 169ZM195 167V166H194ZM231 167V169H230ZM6 167L3 168V170H0V193H3L4 190L6 189L7 186H10V178L12 177V171L13 169H11L12 167L10 166V168H7L5 169ZM15 168V169H16ZM22 168V167H20ZM103 168V167H102ZM105 168V167H104ZM108 168V167H107ZM106 168V169H107ZM114 168V167H113ZM112 168V169H113ZM124 168V167H123ZM179 168V167H178ZM177 168V169H178ZM181 168V167H180ZM192 168V167H190ZM226 168H229L230 169V173H231V179H230V182L229 184V187L231 186L233 188V186L235 188H233L234 191H230V193H233L231 194V197L229 196V190L230 189L228 186H226L225 182L220 180V177H219V174L223 171H225L223 174H227L226 172ZM249 168V166H248ZM19 170V168H17ZM23 169V168H22ZM35 169V168H34ZM54 169V168H53ZM111 169V168H110ZM166 169V168H165ZM227 169V170H229ZM251 170L250 173V186H248V193L249 192H253L255 189H259L258 187V184H260L262 181H261V176H262V167L260 169V166L258 167L257 169V162L256 160L253 161L251 167L249 168ZM21 170V169H20ZM24 170V169H23ZM22 170V172H23ZM27 170V169H26ZM29 170V169H28ZM33 170V169H32ZM37 170V169H36ZM60 170V168H59ZM58 170V171H59ZM64 170H65V167H64ZM105 170V169H104ZM102 170V171H104ZM115 169H113L114 171ZM117 170V169H116ZM115 170V171H116ZM168 171V168L166 169ZM164 170V171H166ZM170 170V169H169ZM179 170V169H178ZM181 170V169H180ZM190 170V169H189ZM194 170V169H193ZM232 170V171H231ZM16 171V170H15ZM56 171V169H55ZM99 171V170H98ZM114 171V172H115ZM20 172V171H19ZM43 172V170H42ZM49 172V171H48ZM66 172H69V171H66ZM111 172V170L109 171ZM107 172V173H109ZM113 172V173H114ZM173 172V171H171ZM258 172V175H256L255 173ZM264 172V171H263ZM14 173V172H13ZM32 173V172H31ZM36 173V172H35ZM38 173V172H37ZM36 173V174H37ZM50 174L53 173V172H49ZM58 173V172H57ZM64 173V172H63ZM84 173V172H83ZM103 173V172H102ZM133 173V172H132ZM177 173V171L175 172ZM15 174V173H14ZM18 174V173H16ZM29 174V173H28ZM56 174V173H55ZM85 174V173H84ZM35 175V174H34ZM43 175V173H42ZM41 175V176H42ZM52 175V174H51ZM54 175V173H53ZM52 175V176H53ZM87 175V174H86ZM103 176L105 175L104 174H101ZM100 175V176H101ZM118 174H113V176L111 175V181L113 183L116 182H119L118 181V177H117ZM18 176V175H17ZM26 176V175H25ZM31 176V175H30ZM63 176V175H62ZM79 176V175H78ZM110 176V175H109ZM123 176V175H122ZM131 176V175H130ZM129 176V177H130ZM162 176V175H161ZM164 176V175H163ZM226 176V175H225ZM160 177V176H159ZM229 177V176H227ZM226 177V178H227ZM229 177V178H230ZM246 177V176H244ZM15 178V177H14ZM19 178V177H18ZM52 178H49L51 179L52 181ZM61 178V176H60ZM59 178V179H60ZM89 178V177H88ZM128 178V177H127ZM140 178V177H139ZM165 178V177H164ZM252 178L255 180V178H257L255 181L252 180ZM22 179V178H21ZM24 179H26L24 177ZM34 179V178H33ZM56 179V178H55ZM54 179V180H55ZM80 179V178H78ZM107 179V178H106ZM122 179V178H121ZM140 179V181L142 180ZM160 179V178H159ZM171 179V178H170ZM169 179V182L172 181ZM247 179V178H245ZM35 180V179H34ZM37 180V179H36ZM61 180V179H60ZM59 180V181H60ZM90 180V179H89ZM164 180V179H163ZM166 180V179H165ZM18 181V180H17ZM72 181V180H71ZM109 181V180H108ZM123 181V180H122ZM160 181V180H159ZM194 181V180H193ZM12 182V181H11ZM16 182V181H14ZM54 182V181H53ZM62 182V181H60ZM102 182V181H100ZM99 182V183H100ZM128 182V181H127ZM164 182V181H163ZM166 182V181H165ZM168 182V181H167ZM36 183V181H35ZM70 183V181H69ZM72 183H74L72 181ZM71 183V186H73V184ZM193 183V184H192ZM224 183V185H223ZM10 184V185H9ZM14 184V183H12ZM51 184V183H50ZM105 184V183H104ZM115 184V185H116ZM162 184V183H161ZM164 184V183H163ZM167 184V183H166ZM34 185V183H33ZM36 185V184H35ZM70 185V184H69ZM142 186V184H140ZM171 185V184H169ZM14 186V185H13ZM100 186H104L103 188H101ZM112 186V184L110 185ZM140 186V187H141ZM168 187V185H165ZM224 186L228 187L227 190H224ZM12 187V186H11ZM57 190H61V188L63 187L62 184H57ZM97 187H99V195H98V199L100 200L99 201V206H97V210L95 211V209L93 211H95V214L96 216L98 217L99 219V222L100 223H103L106 224V219L107 218H110L108 219L107 223L109 222H112L111 224H113L114 228L116 229V235L118 236V240L113 244L111 245L112 247V252H114V250L116 251L115 255L112 253V255L109 256L108 254V258L106 261L105 264H144L142 261L140 262L138 260V257L139 255H142V251L144 250H141V249H135L134 245H133V242L131 240V238H134L132 237V233L134 231V225L133 223H135V219L133 218V214L132 212H130V210H128L127 212H130L128 213L127 215H125V217L123 219H119L117 218L115 215V213L111 212L112 207H114V205L111 203L112 201V198L113 196L111 195L112 192L109 193V183L108 184H105V185H101L99 184ZM96 187V188H97ZM160 187V185L158 186V188ZM9 188V187H8ZM7 188V189H8ZM36 188V187H35ZM38 188V187H37ZM127 188V187H126ZM162 188V187H160ZM165 188V187H164ZM6 189V193H8ZM11 189V188H10ZM14 189V188H13ZM12 189V190H13ZM68 189V188H67ZM257 189V190H258ZM41 190V189H40ZM56 190V191H57ZM58 190V193L59 194V197L60 195H63V194H67L65 191H64V188L62 189L63 191L59 192ZM163 190V189H162ZM165 190V189H164ZM232 190V189H231ZM260 190H263L264 191V187ZM11 191V190H10ZM9 191V192H10ZM16 191V190H14ZM83 191V190H82ZM81 191V192H82ZM145 191V192H146ZM13 192V191H12ZM17 192V191H16ZM51 192V191H50ZM68 192V191H67ZM133 192V191H132ZM167 192V190H166ZM225 192V193H224ZM4 193V194H6ZM36 193V192H35ZM121 193V192H120ZM129 193V192H128ZM169 193V192H168ZM3 194V195H4ZM17 194V193H16ZM40 194V193H39ZM113 194V193H112ZM123 194V193H122ZM141 194V193H140ZM144 194V193H143ZM147 194V193H146ZM164 194V193H163ZM162 194V195H163ZM167 194V193H166ZM19 194H17L18 196ZM79 195V194H78ZM127 195V194H126ZM145 195V194H144ZM1 196V195H0ZM12 196V195H11ZM24 196V195H22ZM33 196V195H31ZM55 196V194H54ZM76 196V195H75ZM132 196V195H131ZM137 196V195H136ZM139 196V195H138ZM167 196V195H166ZM6 197H9V194L8 196ZM5 197V198H6ZM25 197V196H24ZM1 198V197H0ZM14 198V196H13ZM20 198V197H19ZM36 198V197H35ZM47 198V197H46ZM95 198V197H94ZM132 198V197H131ZM229 198V199H227ZM41 199V198H40ZM56 199V198H55ZM66 199V198H65ZM9 200V199H8ZM53 200V199H52ZM130 200V199H129ZM128 200V201H129ZM133 200V199H132ZM140 200V198H139ZM144 200V199H143ZM147 200V199H146ZM225 200V202H229V205H228V208L226 207V215L223 216L224 214H221L220 216V213H219V209H218V205L221 203L222 205L225 204L223 203ZM227 200V201H226ZM10 201V200H9ZM36 201V200H35ZM56 201V200H54ZM126 201V200H125ZM127 201V202H128ZM138 201V199H137ZM148 201V200H147ZM14 202V201H13ZM92 202V201H91ZM54 203V202H52ZM119 203V202H117ZM124 203V202H123ZM135 203V202H134ZM148 203V202H147ZM16 204V203H15ZM115 204V202H114ZM129 204V202L127 203ZM132 204V202H131ZM143 204V203H142ZM163 204V203H162ZM161 204V205H162ZM220 204V205H221ZM11 205V204H10ZM54 206V204H52ZM125 205V204H124ZM139 205V204H137ZM144 205V204H143ZM146 205V204H145ZM144 205V206H145ZM60 206V205H59ZM117 206V205H116ZM123 206V205H122ZM132 206V205H131ZM135 206V205H134ZM148 206V204H147ZM224 206V205H223ZM227 206V205H226ZM6 207V206H5ZM8 207V205H7ZM50 207V206H49ZM56 207V206H55ZM63 207V206H61ZM88 207V206H87ZM129 207V205H128ZM126 207V209L128 208ZM142 207V206H141ZM159 207V206H158ZM91 208V207H90ZM124 208V207H121V209ZM150 208H152L150 206ZM259 208V206H258ZM10 209V207L8 208ZM12 209V207H11ZM33 209V208H32ZM119 209H120V206H119ZM125 209V210H126ZM146 209V208H145ZM222 209V208H221ZM225 209L223 211H225ZM260 209V208H259ZM61 210V209H60ZM114 211L115 208H114ZM124 211V210H123ZM160 211V210H158ZM238 212V210H236ZM2 212V211H1ZM222 212V210H221ZM120 214V212H118ZM222 213H225V212H222ZM261 213V211H260ZM24 214V213H23ZM70 214V213H68ZM109 214V215H107ZM115 214V215H114ZM155 214V213H154ZM153 214V215H154ZM157 214V213H156ZM13 215V214H12ZM28 215V214H27ZM118 215V214H117ZM138 215V214H137ZM158 215V214H157ZM18 216V215H17ZM121 216V215H120ZM142 216V215H141ZM156 216V215H155ZM161 216V215H160ZM163 216V215H162ZM16 217V216H15ZM179 217L180 220L177 218ZM238 217V216H237ZM236 217V218H237ZM46 218V217H44ZM59 218V217H58ZM154 218V217H153ZM156 218V217H155ZM158 218V217H157ZM11 219V218H10ZM57 219V218H56ZM62 219V218H61ZM64 219V217H63ZM63 219L61 220V222L63 221ZM140 219V218H139ZM162 219V218H161ZM17 220V218H16ZM15 220V221H16ZM40 220V219H39ZM43 220V218H42ZM60 220V219H59ZM84 220V219H83ZM110 220V221H109ZM143 220V219H142ZM160 220V217L159 219ZM237 220V219H236ZM37 220L32 219L31 217H27V216H24V215H21L18 217V222L21 223L22 225L25 226V232L21 235V244L23 246V250L25 252L24 254V257H25V260L24 262H22V264H32L33 261H35V258L37 259V263L36 264H71V261L70 260H67L66 258L68 257V255H81L82 256V250H81V246L80 244L78 243V240L84 236L85 234L84 233H77V232H73V230H71L72 233H67L66 231V228L68 229V227H62V222L61 224H51L49 226H45L43 229V232L42 234L39 236L37 234H35V230H34V223L36 222ZM44 221V220H43ZM58 221V219H57ZM139 221V220H138ZM151 221V220H150ZM221 221V220H220ZM46 222V221H45ZM51 222V221H50ZM152 222V221H151ZM161 222V221H160ZM44 223V222H43ZM42 223V224H43ZM65 223V222H64ZM148 223V221L146 222ZM154 224V222H152ZM159 223V222H158ZM158 223H156L158 225ZM220 223V222H219ZM220 223V224H221ZM88 224V223H87ZM136 224V223H135ZM140 224V223H138ZM142 224V223H141ZM218 224V225H220ZM264 224V222H263ZM16 225V224H15ZM21 225V226H22ZM64 225V224H63ZM66 225V224H65ZM68 225V224H67ZM85 225V224H84ZM94 225V224H93ZM110 225V224H109ZM150 225V224H149ZM152 225V224H151ZM23 226V227H24ZM98 226V225H97ZM138 226V225H137ZM148 226V224H147ZM222 226V225H221ZM89 227V226H88ZM136 227V226H135ZM142 227V226H141ZM140 227V229H141ZM144 227V226H143ZM143 227L141 230H143ZM153 227V226H151ZM150 227V228H151ZM156 227V226H155ZM234 227V226H233ZM70 228V227H69ZM96 228V227H95ZM113 228V227H112ZM146 227H144L145 229ZM149 227H147L146 229H148ZM149 228V229H150ZM223 228V227H221ZM236 228V227H235ZM71 229V228H70ZM99 229V228H97ZM137 229H139L137 227ZM139 229V230H140ZM148 229V230H149ZM238 229V228H237ZM78 230V229H77ZM87 230V229H86ZM112 230V229H111ZM16 231V230H15ZM69 231V230H68ZM144 231V230H143ZM151 231V229H150ZM218 231V230H217ZM19 232V231H18ZM101 232V230H100ZM99 232V233H100ZM139 232V231H137ZM146 231H144V235L147 233H145ZM149 232V231H148ZM87 234V232H85ZM104 233V232H103ZM150 233V232H149ZM137 234V233H136ZM36 235V236H35ZM135 235V234H134ZM142 235V233H141ZM39 236V237H38ZM91 236V235H90ZM13 237V235H12ZM145 237V236H144ZM87 238V237H86ZM85 238V239H86ZM143 237H141L142 239ZM147 238V237H146ZM150 238V237H149ZM55 239H59V244L58 245H55L53 244ZM83 239V238H82ZM138 239L140 240V238L138 237ZM148 239V238H147ZM214 239V238H213ZM93 240V239H92ZM105 240V239H104ZM149 240V239H148ZM147 240V241H148ZM151 240V239H150ZM216 240V239H214ZM90 241V240H89ZM100 241V240H99ZM107 241V240H106ZM144 241V240H142ZM152 241V240H151ZM220 241V240H219ZM225 241V239H224ZM11 242V241H10ZM37 242L40 243V247H41V244H44L45 245H48L50 243H52L53 247L51 249H44V251L41 253H39L38 251L40 249L39 245H37ZM56 242V241H55ZM136 242V241H135ZM139 242V241H138ZM141 242V241H140ZM146 242V241H145ZM144 242V243H145ZM153 242V241H152ZM36 243V245H35ZM103 243V242H102ZM221 243H222V240H221ZM84 244V243H83ZM99 244V242H98ZM101 244V243H100ZM220 244V245H219ZM228 244V243H227ZM106 245V244H105ZM109 245V244H108ZM107 245V246H108ZM143 245V244H142ZM145 245H147L145 243ZM150 245V244H149ZM219 245V247L217 248V246ZM224 245V244H222ZM221 245V246H222ZM19 246V245H18ZM39 247V250L37 249V252L38 254L36 253V248L35 247ZM83 246V245H82ZM104 246V245H103ZM137 246V245H136ZM152 246V245H151ZM20 247V246H19ZM48 247V246H47ZM46 247V248H47ZM67 247V248H66ZM140 247V246H139ZM143 247V246H142ZM141 247V248H142ZM44 248V247H43ZM62 248H66V250L62 249ZM105 248V247H104ZM107 248V247H106ZM138 248V247H137ZM199 248V249H198ZM216 248V249H215ZM222 248V247H220ZM9 249V248H8ZM63 251H62V250ZM143 249V248H142ZM146 249V248H145ZM190 249H197L195 255L194 256H189V254L187 255V253L189 252ZM224 249V247H223ZM3 250V249H2ZM20 250L21 247H20ZM87 250V249H86ZM110 250V249H109ZM192 250V251H193ZM221 250V249H220ZM15 251V250H14ZM88 251V250H87ZM191 251V250H190ZM223 251V250H222ZM220 251V252H222ZM147 253V251H144V253ZM194 252V251H193ZM216 252H219V249L218 251ZM11 253V252H10ZM20 253V252H19ZM84 253V252H83ZM88 253V252H87ZM110 253V252H109ZM190 253V252H189ZM192 253V252H191ZM225 253V252H224ZM7 254V253H6ZM5 254V255H6ZM13 254V253H12ZM223 254V252H222ZM3 255V254H2ZM86 255V254H85ZM145 255V254H144ZM143 255V257H144ZM148 255V254H147ZM227 255V254H226ZM225 255V256H226ZM69 256V257H71ZM93 256V255H92ZM146 256V255H145ZM219 256H222L223 255H220L219 253ZM224 256V257H225ZM3 256H1L0 258V264H9L7 262H5L3 259H2ZM227 257H229V255H227ZM85 258V257H84ZM83 258V259H84ZM142 258V257H141ZM146 258V257H145ZM148 258V257H147ZM219 258V257H218ZM220 258V259H221ZM76 259V258H75ZM80 259V258H78ZM92 259V258H91ZM223 259V258H222ZM221 259V261H222ZM226 259H229V258H226ZM6 260V259H5ZM22 260V259H21ZM86 260V259H85ZM142 260V259H140ZM225 260V258L223 259ZM246 260V259H244ZM19 261V260H18ZM39 261V262H38ZM75 261V260H74ZM73 261V262H74ZM79 261V260H78ZM84 262V260H82ZM145 261V260H143ZM227 261V260H226ZM225 261V262H226ZM76 262H77V259H76ZM81 262V261H80ZM89 262V261H87ZM86 262V263H87ZM12 263V262H11ZM85 263V264H86ZM98 263V262H97ZM245 263V262H244ZM18 264V263H17ZM75 264V263H74ZM92 264V263H91ZM147 264V263H146ZM225 264V263H224ZM227 264V263H226Z\"/></svg>", "mask_w": 264, "mask_h": 264}]
</instances>
